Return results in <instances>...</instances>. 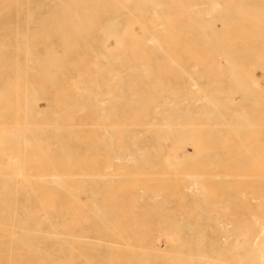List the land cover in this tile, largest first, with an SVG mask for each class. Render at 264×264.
Segmentation results:
<instances>
[{"label": "bare ground", "instance_id": "1", "mask_svg": "<svg viewBox=\"0 0 264 264\" xmlns=\"http://www.w3.org/2000/svg\"><path fill=\"white\" fill-rule=\"evenodd\" d=\"M221 1H223V0H221ZM224 1H226V0H224ZM230 1L231 0H229L228 2L230 3ZM244 1V0H243ZM227 2V1H226ZM232 2V1H231ZM239 2V1H238ZM240 2H242V1H240ZM240 2L238 3V4H236L235 6L237 7V9H233L232 8V6H231V12H233V13H231L229 10H227L226 9V6H224V4H222L219 0H0V13H9L10 11H17V12H23V13H25V15L24 16H15V17H9V15H3L1 18H2V20L3 21H6V22H11V21H13V22H19V21H21L20 19H23L24 21H26V22H31V23H36V20L38 19L36 16H34V14H39L40 12H45V13H43L44 14V17H45V15H49V17L51 18L52 17V15L50 16V14H58L59 15V13H66V12H72V13H74V15H73V17H70V16H67V17H69V18H65L66 17V15H64L65 17V19H70L68 22H70L71 21V19L72 18H74L73 20H74V23H75V21H76V19L77 18H80L79 17V15L80 14H78L77 13V16H75L76 15V13L75 12H81L82 13V15H84L83 17H85V13L83 14V11H87L86 13L87 14H89L90 15V13L91 12H89V11H92V12H95L96 13V16L97 17H99L97 14H99L98 12H104L105 14H106V16H105V18L102 20V21H100V27H98V26H96V25H94V27L96 26V27H98V33L100 34V41L98 42V44H92V43H90V42H88V41H81V42H79V44L83 47L84 46V49L81 51V52H78V54H76V56L75 57H77V58H70V59H66L64 62H63V60H61L63 63H64V65H63V63H61V61H60V59H57V57H61L62 55H64L65 54V49L67 48L66 47V45L67 44H69L68 46V48L70 49L69 51H71V45L72 46H75V45H77L76 46V48L77 47H80V46H78V44L76 43L75 45L74 44H72L73 42H75V40L73 41L72 39V43H71V45H70V43H67L66 44V42L65 41H67V38H69L70 36H66L65 34H67L66 32H69L68 31V28H67V30H65V33H63V31H60V29H63L64 27H66V26H64V27H61L60 28V26H61V23H63L62 25H64V23H65V19L63 20L64 22H61L60 20L62 19L61 17H60V15H59V18H61L59 21L61 22L60 23V25H59V22H57V23H55V22H51V21H53V19L52 18H54V17H52L51 18V21L49 22V27H48V29H50V26L52 25V24H54L55 25V27H54V25H53V27L54 28H52V32L53 31H55L56 32V30L55 29H58V28H60V29H58L61 33H63L64 35L62 36V34L60 33V32H58V30H57V32L56 33H58V35L59 36H61V38H59V36H57V39H58V41H59V39H61V41H59L60 42V45L59 46H61V48H62V50H63V48L64 47H66L64 50H63V53H62V55L61 56H59L56 52H55V49L53 48V51H52V49L51 48H49L50 46L49 45H51L52 46V43L53 42H51V41H47V45L49 46L48 47V49H50V50H47V52H42V51H38L37 49H36V47H35V42H34V40H33V42H28L29 41V38H31V36H33L32 35V33H31V30H30V33H31V35H30V33H29V38H28V35L26 34V31H24V30H27L28 28L25 26V29L24 30H21L20 28H18V27H15L14 28V32H13V38H12V41L11 42H6V41H4L5 40V38H4V36H2V34H0V112H2V110L3 109H5V108H11L12 110H13V112H10L9 114L11 115L12 114V116H11V121H9L8 119H6V118H4L3 117V113H1L0 114V117H2V118H0V219L1 220H5L6 219V217H9V221L11 220V221H13V220H16V222H21V220H25V219H30L31 221H35V223L34 224H32V225H25V223H24V221H23V223H24V226L23 225H21V224H19V223H11V225H9L10 226V229L8 230V228H7V230H6V237L7 236H9L10 238H11V240L9 239V237H8V241L10 242L11 241V244L9 245V246H6V249H7V251H4V250H0V257L2 256V254L4 255L5 253H7L6 255L8 256V259L7 260H9V261H7V262H10V258H9V255L10 254H8V253H13V251H14V249L13 248H17V247H19V246H25L26 248H27V246H28V248H30V247H38L39 248V246H45V247H48V246H50V247H54L55 246V244L57 245V247H59V248H70V251H72V250H74V251H76L75 249L77 248V247H79L80 245V242H79V238H81L80 240H84V239H92V240H87L88 241V245L89 246H91L92 248H106V249H112L113 248V246H117V247H115L116 249H129V250H131L130 248H133L134 249V246L135 247H137L138 249H142V248H145V247H148L149 245H148V243L147 242H143V241H140L141 242V244H138L137 246L135 245V244H137L136 242H135V244L133 243V244H131V242H129V238L128 239H126V240H124V236L127 238V236L128 237H130L131 238V236L133 235H135V234H131V235H129L127 232L129 231L128 229H130V228H128L127 226H128V224H126L123 220H125V218H123V220L121 221L122 223H120V222H118L119 221V218L120 217H117L115 214V217H116V219L115 218H113V222H114V220H118L117 221V223H115L114 222V225L116 224H118V223H120L119 224V226L121 227V228H119V229H115L114 228V226H113V229H112V231L108 228V227H106L105 229L106 230H108L109 229V232L111 231L113 234H111V236L113 235V238H114V235H115V233H116V236H115V239H116V237L117 236H119V234L121 233V235H122V233L124 232V234L125 235H120V237H123L122 239L125 241V242H123V241H121L120 239H119V241L118 242H116V243H112V239H111V236L109 235V237H110V239H111V241H108V243L106 242V243H104V245H102V242H99V241H103V240H101V238L102 237H104V241L103 242H105V238H107L108 236H107V234H106V232L107 231H105L104 229H103V225L104 226H107L106 224H108V223H106V224H104V221H101V222H103V223H98L99 224V226L98 225H96V226H98V227H100V229H96L94 226L92 227V230H93V232L95 231V232H99V231H102L103 230V232H101V233H104L103 234V236H98L97 234H95V235H91V236H81L80 237V235H79V233L77 232V229H81L82 228V225H80V222H82V221H86V220H91V219H93V218H97V216H95V214L98 212L99 214H101V212L102 211H104V208H103V206H102V204H100L99 202H98V204L99 205H101L102 206V211L101 212H99L100 210H95V214H94V211H92L93 210V208H92V203L91 202H93L94 201V199H95V195H94V189L95 188H98L99 189V187H100V189H103V190H106L105 189V186L106 185H109L108 187H110V185H114V183L113 184H111L112 183V181H111V176H113V174L112 173H114L113 171H110L109 170V173L111 174V176H110V174L109 175H106V174H108V173H106L107 171H105V172H103L104 173V175L105 176H110L109 177V179H110V183H108V178L107 177H105L104 175H103V173H101L100 174V176H103V177H105V180H107L106 181V184H104V182L103 181H101V183L102 184H100V185H102V186H99V187H94V185H93V183H94V179H93V176H95V174H94V172L90 175V173H88V172H86L85 171V174H80V172H79V174H78V172H77V174H75V173H73V172H71L72 171V168L71 167H73L72 165H71V163L69 162L67 165H66V161L68 162V160H66V156H67V154L66 153H64L63 154V149H64V147H65V144L68 146V142H67V140L66 139H64V140H66V142H65V144H64V142L63 141H59V140H57L58 142H63L62 143V146H64V147H62V151H61V149H60V147L58 146V144H57V147L55 146V148H58V149H60L59 150V154H58V149H57V155L56 156H54V155H52L51 153H53V148H54V142L52 143V146L53 147H49L48 145H51L50 143L47 145L46 143V141L47 140H45L43 137V139H41V138H39V136L44 132V130L46 129V128H43V121L42 122H40V124L42 125H39L38 124V122H39V120H38V122H37V120L36 119H34L35 117V115L34 114H32L31 113V111H33V109L34 108H36V106H37V101L36 100H38V99H40L39 98V96L41 95L40 94V92H38L39 90H36V89H39V88H35V87H37V86H39L40 84H39V82L40 81H42V82H48V84L51 82H53V81H49L50 79H52V78H54L56 75H55V73H54V77L51 75V73L48 71H46V70H48L50 67H52V66H50V65H52V64H47L48 62H50V60L48 59V58H52L51 57V52H52V54H54L55 56H54V58H56L57 60H59V61H57V62H60L59 63V66L62 64L63 66H65V70L64 71H62V72H59L61 75H63V74H66V73H71V80H72V82L74 83H72L73 84V86H74V89L76 88V90L77 91H75V93H74V95L76 96L75 98H74V100H75V102L77 101V103H78V101L80 102V100H84L83 101V103L85 102V103H89V104H87L88 105V107L89 108H92V110L96 113V109H97V107L99 106L98 104H95L96 106L94 107V105H92L91 107H90V105L92 104L91 103V100L93 99V98H91L90 96V86H89V84H88V82L89 81H87V78L90 76V74L92 73V71H93V69L95 68V70H102V69H106V68H109V67H107V66H110V68L108 69V70H110V75H108V76H110L111 77V79H113V83H112V86L108 89V93L109 92H111V91H113V93H115V94H117V97H116V95H113V99H117L118 100V98H120V99H122L121 101H124L125 102V108H124V106H123V108H124V115L126 116V118L127 119H129V121H135V120H133V118H135V119H138L139 118V114H138V118H137V113H136V116H134V113L135 112H137L136 110H141V112L140 111H138V112H140V118H142V117H144V118H148L145 122H144V119H138V120H136V121H138V122H141V120H142V122H141V124H140V127H139V125H138V130L137 131H133L134 132V134L131 136V135H129V137L128 138H130L131 137V139H132V141L130 142V143H128V144H130L129 146H127V147H125L124 149H125V151H126V153H124V158H126V159H129V158H127V157H132V153H137V154H146V153H149V152H151L153 149L154 150H156V152L157 151H163L164 149H163V147L161 146L163 143H162V141L164 142V140H163V138H162V136H161V134L160 135H156L155 133H154V138H156V140L154 141V140H152V138H153V135H151L152 134V130H154V129H152L153 127H157V129H159L158 130V132L159 133H162L163 132V134H165V142L167 141V140H169V138L168 139H166L167 138V134H169V132H170V130H168L167 128H169V127H172V125L174 126V132H173V129L171 130L172 132H170V134H169V136H171V139L169 140L170 141V150L172 151L174 148L173 147H175L174 146V143H176L177 142V144H178V142L180 143L181 141L179 140V139H181V138H178L179 136L181 137L182 135L184 136V134H185V136L188 134H186V132H184L185 130H187V127H185V126H188V125H185L186 123L184 122L186 119H188V118H190V117H188L187 115H189L190 114V112H184V110H181V101H180V99L181 98H178V97H175V89H176V85H174V86H172L171 88H170V86L169 85H167L166 86V82H167V79L168 80H171L173 83H182L183 82V84H184V82H185V80L184 79H182V77H180L179 78V76H176V75H173L172 73H168V74H170V75H164V73H163V75H157L156 73H154L153 71H151V72H153L154 74H151V73H148L147 71L148 70H146V69H148L149 67L151 68L152 67V63L151 62H154V64L155 63H157V62H155L157 59H164V60H167V58H169V62H170V59H171V61L172 60H174L176 63H177V61L175 60V59H173V57H178V58H184V57H191V56H200L199 58H202V56H209V57H213V56H218L219 55V53H220V48L221 47H219V45L220 44H218L217 43V41H215V40H213V39H215L216 38V35H218V34H221V33H223L221 30H224V28L223 29H220V26H216V22L218 21V20H220L219 22H225V21H230V20H232L233 18H231V17H229V16H227V13L224 11V8L227 10V12L230 14V15H232V14H235V12L234 11H237V12H239L238 10H240L241 9V6H242V8L245 10V13L243 12V9H241L240 10V13H244V14H248L249 12H251V13H253V12H255V11H252L253 9H252V7H254V4H251L252 5V7H251V5L250 4H245V3H241L240 4ZM232 4H233V2H232ZM222 5V6H221ZM240 5V6H239ZM243 5H246L245 7H243ZM249 5H250V7H249ZM221 6V7H220ZM224 6V8L222 9V7ZM249 7V9H247L248 7ZM258 6V5H257ZM229 7V6H228ZM240 7V8H239ZM255 7H256V5H255ZM254 7V9H257V8H259V7H257V8H255ZM219 8H221L225 13H226V16L227 17H229L230 18V20L227 18V19H225V17H224V21H222V19H219L220 18V16L222 15V14H224V13H222V10H220ZM230 8V7H229ZM239 8V9H238ZM22 10H24V11H22ZM233 10V11H232ZM247 10V11H246ZM249 10V11H248ZM259 10V11H258ZM260 10H261V7L259 8V9H257L256 10V12L255 13H253L252 15H255L256 13H260ZM264 10V9H263ZM221 11V12H220ZM16 12V13H17ZM237 12H236V16H238L237 15ZM248 12V13H247ZM261 12H262V10H261ZM47 13H50V14H47ZM239 14V13H238ZM262 14V13H261ZM264 14V13H263ZM54 15V16H55ZM68 15V14H67ZM82 15H80V16H82ZM92 15V14H91ZM103 15V14H102ZM225 15V14H224ZM223 15V16H224ZM240 15V14H239ZM249 15V14H248ZM259 14H257V16H258ZM43 15H42V13H41V17H42ZM61 16H63V15H61ZM75 16V17H74ZM256 16V15H255ZM96 17V18H97ZM234 17V16H233ZM249 18H251L252 16H248ZM247 17V19L245 18V15H244V21L246 20V22H248L247 20H251V19H249ZM259 17V16H258ZM13 18H15V19H13ZM57 19H55L56 21L58 20V17H56ZM85 18H87V17H85ZM89 19H92V20H95L96 18L95 17H93V16H90V17H88ZM86 19L87 20V22H89L90 20L89 19ZM253 18V17H252ZM98 19V18H97ZM234 19H235V21L238 19V18H235L234 17ZM233 19V20H234ZM255 19V18H254ZM259 19H262L261 21L263 22L264 21V17L263 18H261V16L259 17ZM258 18H256V20L258 21L259 20ZM46 20H48V19H46ZM73 20L70 22L71 24H73ZM91 20V21H92ZM100 20V19H99ZM240 20H243V18L241 19L240 18ZM67 21V20H66ZM239 21V20H238ZM255 21V20H254ZM253 21V22H254ZM77 22L79 23V22H81L80 21V19L79 20H77ZM86 22V23H87ZM93 22V21H92ZM92 22H89V23H92ZM237 22V21H236ZM89 23H87L88 24V26H87V24H85V26H86V30H88L87 28H89ZM94 23V22H93ZM232 23V22H231ZM255 23V22H254ZM260 23V21L258 22V24ZM57 24V25H56ZM66 24V23H65ZM67 24H69V23H67ZM66 24V25H67ZM257 24V23H256ZM261 24V23H260ZM25 25V24H24ZM37 25V24H36ZM35 25V26H36ZM42 25V24H41ZM45 25V24H44ZM226 25V24H225ZM230 25V24H229ZM228 25V26H229ZM232 25V24H231ZM243 25V24H242ZM250 25H251V23H250ZM254 25V24H253ZM262 25V24H261ZM35 26H33V27H35ZM43 26V25H42ZM56 26H59V27H57L56 28ZM68 26H70L71 27V29L69 28V30H70V32H71V30H72V26L71 25H68ZM235 26V25H234ZM258 26V25H257ZM3 27V26H2ZM37 27H39V26H37ZM37 27L36 28H32V30L33 29H37ZM44 27V26H43ZM46 28H47V26H45ZM44 27V28H45ZM74 27H76L75 25L73 26V28ZM79 28L81 27V26H78ZM78 27H76V28H78ZM93 27V28H94ZM226 27V26H225ZM238 28H239V26H237ZM253 27V26H252ZM262 27H263V25H262ZM261 27V28H262ZM27 28V29H26ZM75 28V29H76ZM77 29V31H75L74 29V31L77 33V35L78 34H80L81 33V29ZM100 28V29H99ZM217 28L219 29V30H217ZM228 28V27H227ZM240 28H241V26H240ZM240 28H239V30H240ZM250 28V27H249ZM260 28V27H259ZM66 29V28H65ZM90 29V28H89ZM230 29V28H229ZM228 29V30H229ZM244 29H246V27L244 28ZM248 29V28H247ZM252 29V28H251ZM92 30H95V29H92ZM236 30H237V28H236ZM78 31H80V32H78ZM219 32V33H217L216 34V32ZM220 31H221V33H220ZM230 31H233L232 29L230 30ZM247 31V30H246ZM37 32V31H36ZM35 32V33H36ZM40 32H42V31H40ZM48 32V31H47ZM84 32V31H83ZM82 32V33H83ZM88 32L90 33V30H88ZM88 32H86L87 34H88ZM92 32V31H91ZM234 32H235V30H234ZM233 32V33H234ZM238 32V31H237ZM245 32V31H244ZM249 32H250V29H249ZM60 33V34H59ZM74 34V35H76L73 31L71 32V34ZM8 34H10V36H11V33H8ZM33 34H34V32H33ZM39 34V33H38ZM70 34V33H69ZM228 35L230 34V33H227ZM242 34V33H241ZM35 35L36 34H34V38H35ZM43 35H45L46 37H48V38H50L49 36H51V34L50 35H47V33L45 32ZM68 35V34H67ZM91 35V34H90ZM232 35V34H231ZM249 35V34H248ZM258 35V34H257ZM64 36H66V38L64 37ZM79 36V35H78ZM77 36V37H78ZM80 36H82V34H80ZM88 36V35H87ZM86 35H85V37H83V39H88V37H87ZM93 36V35H92ZM214 37V38H212V37ZM222 36H223V34H222ZM237 36V35H236ZM254 36V35H253ZM38 37H41L40 36V34H39V36H37V38ZM52 37V36H51ZM229 37V36H228ZM264 37V36H263ZM53 38V37H52ZM71 38V37H70ZM69 38V39H70ZM93 38H94V36H93ZM233 38V37H232ZM235 38V37H234ZM33 39V38H32ZM31 39V40H32ZM36 39V38H35ZM39 39V38H38ZM46 40H48L47 38H45ZM64 39H66L65 41H64ZM68 39V40H69ZM90 39V38H89ZM92 39V38H91ZM218 39V38H217ZM228 39V38H227ZM37 40V39H36ZM42 40V39H41ZM40 40V42L41 43H43L42 41ZM71 40H69V42H71ZM82 40V39H81ZM93 40H95V38L93 39ZM93 40H91V41H93ZM219 40V39H218ZM53 41V40H52ZM55 41H57V40H55ZM221 41V40H220ZM223 41V40H222ZM40 42H38V43H40ZM63 42H65V43H63ZM68 42V41H67ZM95 42V41H94ZM37 43V42H36ZM38 44V45H43V44ZM55 43V42H54ZM223 43V42H222ZM225 43V42H224ZM242 43V42H241ZM260 45H261V42H260ZM45 46V44L43 45V47ZM57 46V45H56ZM56 46H54V47H56ZM63 46V47H62ZM262 46V45H261ZM41 47V46H40ZM43 47H42V50H43ZM263 47V46H262ZM72 48H74V47H72ZM45 49H46V47H45ZM246 49V48H245ZM73 50V49H72ZM80 50H81V48H80ZM45 51V50H44ZM48 51L50 52V54L48 53ZM48 53V54H47ZM66 53H68L67 51H66ZM221 53H222V51H221ZM46 55V56H45ZM47 55H49L48 56V58H47ZM58 55V56H57ZM68 55V54H67ZM45 56V57H44ZM64 57V56H63ZM44 58H45V60H47L48 59V62L47 61H44ZM47 58V59H46ZM51 59V61H54L55 62V59ZM127 58H130L132 61H136V62H134V63H131V64H126L125 62H123V60H127ZM208 58V57H207ZM104 59H107V60H111V61H119L118 63H114V64H112V63H108V64H106V63H104ZM130 59L129 60H127L128 62L130 61ZM196 59V58H195ZM195 59H193L192 58V60H195ZM203 59V58H202ZM197 60V59H196ZM199 60V59H198ZM206 60V59H205ZM204 60V61H205ZM200 61V60H199ZM207 61V60H206ZM205 61V62H206ZM228 61V60H227ZM54 62H50V63H53L54 64ZM165 62V61H164ZM191 62V61H190ZM196 62V61H195ZM209 62V61H208ZM44 63V64H43ZM130 63V62H129ZM166 63V62H165ZM165 63L164 64H162L161 63V65H162V67L165 65ZM174 62H171V64L170 65H172V66H175L176 64L174 63ZM30 64L32 65V66H34V73H32V74H34L35 75V73H37V74H39V77L44 73V75L45 76H41V78H38V77H35V76H38V75H32V76H30V77H32V79L35 77V80H36V78H37V80L38 79H40V81L38 80V83L36 84V82H35V84L37 85V86H32V82H31V84L29 83V84H27V82L26 83H24L23 84V82H24V79H26V78H24L23 79V81H22V84L20 83V81L22 80V78L26 75V73H28V68L30 67ZM44 65L43 67H42V69H41V66L40 65ZM47 64V65H46ZM58 64V63H57ZM159 64V63H158ZM185 64V63H184ZM206 64V63H205ZM37 67H36V66ZM62 65H61V67H62ZM157 65V64H156ZM155 65V66H156ZM161 65H160V67H161ZM167 66H168V64H166ZM194 65V64H193ZM46 66L48 67L47 69H46ZM103 66H105L106 68H104ZM189 66V65H188ZM195 66V65H194ZM25 67H27V70H26V68ZM35 67L37 68V70H38V68H39V70L37 71V72H35ZM44 67H45V69H44ZM61 67H56L55 66V69L57 70V72L56 71H54V72H56V74L58 73V68H59V71H60V69H61ZM92 67H94L93 69H92ZM157 67V66H156ZM165 67V66H164ZM164 67H163V69H164ZM179 67V68H178ZM176 66V67H174V69L176 68V70H180V69H182L183 67H181V65L180 66ZM169 68V67H168ZM170 68H173V67H171L170 66ZM191 68V67H190ZM231 68V67H230ZM30 69V68H29ZM162 69V68H161ZM173 69V70H174ZM201 69V68H200ZM233 69V68H232ZM239 69V68H238ZM248 69V68H247ZM49 70H51V72H52V69L50 68ZM62 70V69H61ZM95 70H94V75H95ZM127 70V71H126ZM141 70H144L143 71V73H141V72H138V71H141ZM153 70V69H152ZM158 69H156V71H157ZM27 71V72H26ZM33 71V69H31V72ZM40 71V72H39ZM44 71V72H43ZM155 71V70H154ZM161 71V70H160ZM160 71H159V73H160ZM165 71H166V68H165ZM167 71H168V69H167ZM166 71V72H167ZM170 71H172V70H170ZM169 71V72H170ZM209 72L210 71H212V70H208ZM25 72V73H24ZM48 73V76L45 74V73ZM107 72V71H106ZM158 72V71H157ZM181 72H183V75L184 74H187L188 72L187 71H184V68L181 70ZM213 72V71H212ZM211 72V73H212ZM158 73V74H159ZM190 73V72H189ZM189 73H188V75H187V77L189 76V77H191V78H193V79H191V78H189L190 80H187V82H186V84L188 83V84H191V85H196L197 87L196 88H193V96H192V99L195 101L194 103H198V100H200V108H198L197 106V108H196V110H201V111H203V112H206L205 114H208V116L207 115H205V117H207V119H209V121H210V123L211 124H213V126H214V124L215 123H217V124H215V126H217L218 125V118H219V112L221 111L220 109L223 107V105H224V107L225 108H223V110H225L226 109V105H229V103H227V101L225 100L224 101V103H222V102H219V103H222V106L221 107H219L221 104H219L218 103V101H217V97L216 96H214V94L216 93V88L217 87H214V89L213 88H207V89H205V88H203V89H199L200 87H203V85H199V79H202L203 78V76L202 75H200V74H197V75H193V74H190L189 75ZM207 74H208V72H206ZM216 73V72H215ZM41 74V75H40ZM49 74H50V76H49ZM53 74V73H52ZM105 74H107V73H105ZM5 75V76H4ZM6 75H7V77H6ZM27 75H29V74H27ZM98 75V74H97ZM101 74H99V76H100ZM172 75V76H171ZM182 75V76H183ZM242 75V74H241ZM21 76H23V77H21ZM34 76V77H33ZM96 76V75H95ZM95 76H93V78L95 79ZM209 76H211V75H209ZM219 76H221V75H219ZM27 77V76H26ZM29 77V78H30ZM42 77H44L43 79H46L47 77H48V80L46 81V80H43L42 79ZM51 77V78H50ZM101 77V76H100ZM172 77V79H170ZM206 77H208V76H206ZM250 77V76H249ZM56 79L58 78V77H55ZM221 78V77H220ZM31 79V78H30ZM62 80H64V79H62ZM66 80V79H65ZM33 81H34V79H33ZM78 81H80L81 83H82V85L81 86H79V84H77V82ZM96 81V80H95ZM107 81V80H106ZM171 81H169V82H171ZM28 82H30L29 80H28ZM44 82V83H45ZM215 82V81H214ZM41 83V82H40ZM50 83V84H51ZM53 83H57V81L55 82H53ZM52 83V84H53ZM93 83H95V82H93ZM216 83V82H215ZM39 84V85H38ZM49 84V85H50ZM111 84V83H110ZM170 84V83H169ZM185 84V85H186ZM187 84V85H188ZM206 84V83H205ZM204 84V85H205ZM41 85H42V88H45L44 86V84L43 83H41ZM40 85V86H41ZM44 85V86H43ZM53 85H55V84H53ZM53 85L51 86L50 85V87L51 88H53ZM64 85V84H63ZM65 85L66 86H64V88L62 89L61 88V86H60V93H59V91H57L56 89H55V86H54V90H53V93H55V92H58V93H56V94H52L51 93V95L55 98V99H57L58 98V100L59 101H61V100H63L64 98H62V96L64 97V96H66L67 94H65V93H63V92H65L68 88L70 89V87H69V85H67V83H65ZM91 85H93V84H91ZM97 85V84H96ZM95 85V86H96ZM179 85V84H178ZM219 85V84H218ZM258 86V85H257ZM256 86V87H257ZM72 87V86H71ZM97 87V88H96ZM96 87H94V88H96V89H98V88H100L98 85L96 86ZM106 87H107V85H106ZM191 86L189 85V88H190ZM66 88V89H65ZM49 89V88H48ZM95 89V90H96ZM187 89V88H186ZM205 89V90H204ZM42 90V89H41ZM56 90V91H55ZM107 90V89H106ZM177 90V89H176ZM196 90V91H195ZM198 90V91H197ZM204 91V92H202V91ZM211 90H213V92H215V93H213L212 95H213V97H212V95L210 94L211 92L210 91ZM215 90V91H214ZM230 90V89H229ZM228 90V93L230 92ZM49 90H47V92H48ZM185 91V90H184ZM188 91V90H187ZM191 91V90H190ZM189 91V92H190ZM195 91V92H194ZM208 91V92H207ZM92 93H93V91H91ZM197 92V93H196ZM205 92H207V94H209L208 96H209V98H208V96H207V94H205ZM43 93H45V91L43 92ZM42 93V94H43ZM49 93V92H48ZM65 94V95H62V94ZM167 93H170V94H172V93H174V97H172V96H170V97H165L164 95L165 94H167ZM58 94L59 95H61V96H58ZM96 94V93H95ZM231 94H232V92H231ZM45 95V94H44ZM43 95V96H44ZM55 95H56V97H55ZM101 95V97H103V95H106V93L105 94H103L102 95V93H100L99 91H98V96H100ZM112 95V94H111ZM210 95H211V97H210ZM218 95V94H217ZM230 95V94H229ZM235 95V94H234ZM52 96H51V99H52ZM109 97H111L110 96V94L108 95ZM168 96V95H167ZM177 96V95H176ZM189 96V95H188ZM67 97V100H70V99H68V95L66 96ZM93 97L94 98H96L94 95H93ZM187 97V96H186ZM185 97V98H186ZM254 97V96H253ZM38 98V99H37ZM42 98H44V97H42ZM106 98H107V96H106ZM183 98V97H182ZM213 98V99H212ZM225 98V97H224ZM226 98H227V96H226ZM49 99V98H48ZM47 98L45 99L44 98V101L46 100V102H48L49 100H51V99H49L48 100ZM71 99H73V97L71 98ZM112 99V98H111ZM247 99V98H246ZM53 100V99H52ZM93 100H95V99H93ZM103 99H98V102L99 103H101L102 104V102L103 101H106L105 99L102 101ZM116 100V101H117ZM186 100V99H185ZM203 100V101H202ZM219 100V99H218ZM222 100V99H221ZM239 100V99H238ZM243 100V99H242ZM241 100V101H242ZM251 100V99H250ZM39 101V100H38ZM65 101V100H64ZM108 101H109V99H108ZM107 101V102H108ZM116 101H115V103H114V106L116 105ZM149 101H150V105L151 106H147V104L149 103ZM220 101V100H219ZM63 102V101H62ZM74 102V103H75ZM82 102V101H81ZM96 103H97V101H95ZM94 102V103H95ZM152 102V103H151ZM91 103V104H90ZM93 103V104H94ZM109 103V102H108ZM117 103H118V101H117ZM120 103V102H119ZM118 103V104H119ZM193 103V102H192ZM216 103V104H215ZM227 103V104H226ZM60 104H62V103H60ZM70 104H72V106L70 105ZM69 105L71 106V108H74L73 107V103H70ZM100 104V105H101ZM189 104V103H188ZM231 104V103H230ZM48 106H49V104H47ZM55 105H57V104H55ZM63 105H64V103H63ZM62 105V106H63ZM66 105V104H65ZM68 105V106H69ZM84 105V104H83ZM87 105H85L84 107L80 104V106H81V108L83 107V108H87L86 106ZM98 105V106H97ZM111 105H113L112 103H111ZM149 105V104H148ZM187 105V104H186ZM232 105V104H231ZM53 107H54V105H52ZM58 106H59V102H58ZM74 106H76V103L74 104ZM114 106H112V108L114 107ZM188 106V105H187ZM245 106V105H244ZM250 106V105H249ZM29 107H33V109L31 110V108H29ZM77 107V106H76ZM78 107H79V104H78ZM100 107V106H99ZM103 107V106H102ZM117 106H115V108H116ZM218 107V108H217ZM21 108V109H20ZM22 108H24V110L25 111H23V109ZM27 108H29V110H30V113L28 112L27 113ZM39 108V107H38ZM49 108H50V106L48 107V111H49ZM66 108V107H65ZM68 108V107H67ZM70 108V109H71ZM112 108H110L111 110H113L114 112H112V113H114L115 114V110H114V108L112 109ZM215 108V109H214ZM245 108V107H244ZM249 108V107H248ZM20 109V110H19ZM39 109H41V108H39ZM42 109H43V106H42ZM69 109V110H70ZM75 109V108H74ZM77 109H79L80 111H81V109L80 108H77ZM77 109H75V112H77ZM95 109V110H94ZM228 109V108H227ZM230 109V108H229ZM20 112H19V111ZM46 110V109H45ZM44 110V111H45ZM64 110V109H63ZM68 110V111H69ZM102 111H103V108L101 109ZM100 109H99V111H101ZM107 110H109V108H106L105 109V111H103V112H106V113H108L107 112ZM117 110V109H116ZM143 110H144V112H143ZM195 110V111H196ZM216 111L217 112V121L215 122V120L216 119H214L212 122H211V120L214 118L213 117V113H211L212 111ZM244 110V109H243ZM247 110V109H246ZM7 111H9V110H7V109H5V112L6 113H8ZM22 111L23 112H25L24 114L26 115L27 114V116H22L21 115V113H22ZM36 111H37V113H38V110L36 109ZM82 111H84V109L82 110ZM81 111V112H82ZM86 111V110H85ZM84 111V112H85ZM98 111V112H99ZM101 111V112H102ZM146 111H148L147 113H146ZM179 111V112H178ZM181 111L182 112H184V113H182V115L181 114H177V113H181ZM186 111V110H185ZM225 111H227V110H225ZM17 112H18V114H19V116L21 115L22 116V121H20L21 119H19V118H21V117H19L18 115L17 116H15L16 114H17ZM43 112V111H42ZM50 112V111H49ZM48 112V113H49ZM52 112V111H51ZM65 112H67L66 111V109L64 110V115H65ZM69 112H73V113H75L74 111H73V109L72 110H70ZM79 112V111H78ZM87 112V111H86ZM91 112V111H90ZM103 112H102V114H103ZM121 112V111H120ZM132 112V113H131ZM173 112H175V114L173 113ZM208 112V113H207ZM211 114H210V113ZM36 112H35V114H37ZM39 113H41L40 111H39ZM47 113V112H46ZM55 113V112H54ZM53 112H52V115L54 114ZM68 113V112H67ZM106 113H104L105 114V116H106ZM111 113V114H112ZM122 113V112H121ZM186 113V115L184 116L183 114H185ZM198 111L196 112V115L198 116ZM221 113H222V111L220 112V116H221ZM233 113H235V112H233ZM237 113H238V111H237ZM246 113V112H245ZM23 114V113H22ZM23 114V115H24ZM28 114H30V116L32 115H34L33 117V122H37V124L39 125L38 127H33L32 126V124H31V128H34V131H32V129L30 130V125H29V123L28 122H30V121H28L27 119V117L29 116ZM44 114V113H43ZM68 114H70V113H68ZM68 114H66L65 116H67ZM76 114V113H75ZM102 114H99L100 116L99 117H101L103 120H104V117L103 116H101ZM112 114V116H114V117H116L117 118V116H115V115H117V114ZM131 114H133V116L131 115ZM174 114V115H173ZM177 114V115H176ZM4 115H6V114H4ZM9 115V116H10ZM42 115V114H41ZM40 115V116H41ZM55 115V114H54ZM85 115V114H84ZM176 115V116H175ZM181 115V116H180ZM191 115V114H190ZM189 115V116H190ZM194 115H195V112H194ZM195 115V116H196ZM202 115V114H201ZM209 115H210V117H209ZM223 115H224V113H223ZM235 115V114H234ZM238 115H241V117L242 116H244L245 114L243 113V114H239L238 113ZM237 115V116H238ZM59 116H62V114H58L57 113V117H59ZM71 116H74V115H71ZM131 116H132V118H131ZM142 116V117H141ZM172 116L174 117V121H176V122H174V124L172 123ZM182 116H183V118H184V120H182V122H184V124H182V123H180L179 121H178V119H180V117L182 118ZM187 116V117H186ZM192 116V115H191ZM236 116V115H235ZM246 116V115H245ZM6 117V116H5ZM13 117V118H12ZM17 118V117H19L18 119H17V121H15L16 119L15 118ZM37 117V116H36ZM42 117H43V115H42ZM67 117H69V116H67ZM98 116H96L95 118H97ZM120 117V116H119ZM119 117L117 118V120L119 119ZM124 117V116H123ZM186 117V118H185ZM192 117H194V116H192ZM222 117H224V116H222ZM240 116H238V118H239ZM10 118V117H9ZM25 118V119H24ZM27 118V119H26ZM38 118H40L39 117V115H38ZM45 118H46V120H45ZM44 118V121L46 122L47 121V125L49 124V120L47 119V117H45ZM62 118V117H61ZM69 118H71V117H69ZM100 118V120H99V118H97L96 120H98V121H96L95 119H94V123H95V121L97 122V123H100L99 121H101L102 119ZM106 118H107V116H106ZM196 118V117H195ZM201 118H203V117H201ZM211 118V119H210ZM221 118V117H220ZM225 118V117H224ZM231 118V117H230ZM244 118V120L246 119L245 117H243ZM242 118V119H243ZM249 118V117H248ZM247 118V119H248ZM256 118V117H255ZM13 119H15V120H13ZM58 119V118H57ZM59 119H60V117H59ZM72 119H73V117H72ZM130 119H132V120H130ZM193 119V118H192ZM198 119H199V117H198ZM246 119V120H247ZM13 120V121H12ZM19 120V121H18ZM42 120H43V118H42ZM65 120V119H64ZM74 120V119H73ZM114 120H116V119H114ZM122 120H125L124 118H122V116H121V119H120V121H122ZM195 120V119H194ZM223 120H225V119H223ZM243 120V121H244ZM246 120H245V122H244V127L246 128V127H248V130L249 129H251L252 127H253V123H252V126L251 125H249V124H251V121H249V120H247L248 122V124L246 123ZM253 120V119H252ZM53 121H55V122H57L56 120H55V118H54V120ZM53 121H51V122H53ZM61 120H59V122H60ZM71 121V120H70ZM69 121V122H70ZM89 121H91V120H89ZM120 121H118V122H116V123H114V128L112 129V131H117V130H119V128L118 127H115L116 125H117V123H119L120 124ZM126 121V120H125ZM135 121V122H136ZM242 121V120H241ZM242 121V122H243ZM256 121H257V119H256ZM260 121V120H259ZM262 121V120H261ZM50 122V124H52ZM62 122V121H61ZM102 122V121H101ZM134 122V123H135ZM230 122V121H229ZM236 122V121H235ZM258 122V121H257ZM256 122V123H257ZM121 123H123V124H125V122L123 121V122H121ZM29 126H28V125ZM36 124V125H37ZM56 124V123H55ZM58 124V123H57ZM130 124H132V123H130ZM189 124V123H188ZM201 124V122H199V125ZM204 124V123H203ZM234 124V123H233ZM236 124V123H235ZM234 124V125H235ZM239 125H240V123H238ZM262 124H264V122L262 123ZM60 125H62L63 127L64 126H68L67 124H59V126ZM80 125V124H79ZM84 125V124H83ZM89 125H90V127H91V130L92 129H94V128H92V126L94 125L93 123H92V125L90 124V122H89ZM96 125H98L99 126V124H96ZM95 125V126H96ZM110 125H112V124H110ZM129 125V124H128ZM185 125V126H184ZM198 125V126H199ZM251 126V128L249 127V126ZM258 125V124H257ZM256 124H255V126H257ZM261 125V124H260ZM40 126L43 128V129H41L40 128ZM50 126V125H49ZM58 126V127H59ZM70 126H73L74 128H75V126H77V125H75L74 126V123H73V125H70ZM81 126V125H80ZM86 126V125H85ZM97 126V127H98ZM103 126V125H102ZM104 126H106V125H104ZM117 126H119V125H117ZM122 126H126V127H124V130L123 129H121V128H123ZM120 125V129L121 130H119V133H121V132H123V131H125V129L127 128L128 129V127H130V126H127V125ZM136 126V125H135ZM195 126V125H194ZM204 126H205V124H204ZM206 126H207V124H206ZM205 126V127H206ZM209 126V125H208ZM236 126L238 127V128H240L241 130H243V128L244 127H242V124L240 125V127L236 124ZM52 127H55L54 129L58 132V131H60L59 129L60 128H58L57 127V125H54V124H52ZM57 127V128H56ZM78 127V126H77ZM100 127V126H99ZM107 127H108V125H107ZM192 127V126H191ZM237 127H235V130H234V128H233V130H234V132H236V130L238 131V133H240V136L241 135H244L242 132H240L241 130L240 129H238ZM258 127V126H257ZM256 127V128H257ZM37 128H40L39 130L37 129ZM67 128L68 127H66V129H63L64 131H66L67 130ZM89 128V127H88ZM104 128H106V127H104ZM136 128L137 127H135V130H136ZM184 128V129H183ZM190 128V127H189ZM189 128H188V130L187 131H189ZM215 128V127H214ZM237 128V129H236ZM254 128V127H253ZM76 129V128H75ZM78 129V128H77ZM82 129V128H81ZM80 129V130H81ZM99 129V128H98ZM117 129V130H116ZM167 129V130H166ZM191 129V128H190ZM216 129H217V127H216ZM215 129V130H216ZM54 130V133L56 132ZM62 130V129H61ZM69 130H70V127H69ZM90 130V129H89ZM91 130H90V132L89 133H95L96 134V132L95 131H93L92 130V132H91ZM156 130V129H155ZM154 130V131H155ZM165 130L166 131H169V132H165ZM195 130H198V128L197 129H195ZM209 131H210V127H209V129H208ZM213 130V129H212ZM232 130V129H231ZM232 130V131H233ZM63 131V132H64ZM70 131H72L71 132V135H72V133L74 132L73 131V129L72 130H70ZM70 131L69 132H67V134L68 133H70ZM106 131V130H105ZM109 131H110V129H109ZM114 131V132H115ZM121 131V132H120ZM153 131V132H154ZM200 131V130H199ZM205 131H207V130H205ZM243 131H245V130H243ZM264 131V130H263ZM38 133L37 135H35L34 133ZM56 132V133H57ZM61 132V131H60ZM60 132H58V134H56L55 133V135L57 136V135H59V133ZM80 132V131H79ZM107 132V131H106ZM192 132V131H191ZM212 132V131H211ZM248 133H249V131H247ZM39 133H41V134H39ZM85 133H87V132H85ZM89 133H87L85 136H90V134ZM113 133V132H112ZM117 133V135H118V137L117 138H119V133H118V131L116 132ZM131 133V132H130ZM200 133V132H199ZM204 133V132H203ZM228 133V132H227ZM226 133V134H227ZM254 133L255 132H253L252 133V136H251V139H252V137H253V135H254ZM33 134V135H32ZM172 134H174V138H172ZM189 134H190V132H189ZM206 134V133H205ZM43 135V134H42ZM113 135V134H112ZM121 135V134H120ZM137 135H139L140 137L139 138H136V136ZM199 135V134H198ZM211 135V134H210ZM221 135V134H220ZM223 135V134H222ZM225 135V134H224ZM249 135H250V133H249ZM258 135V134H257ZM56 136H54L53 138L56 140ZM87 136V137H88ZM104 136V135H103ZM109 136H110V134H109ZM155 136H157V137H155ZM182 136V137H183ZM189 136V135H188ZM209 136V135H208ZM213 136V135H212ZM235 136H237V135H235ZM75 137H77V135L75 136ZM92 137H95L94 135L92 136ZM92 137H90V139L92 138ZM218 137V136H217ZM220 137V136H219ZM238 137V139L240 138L239 136H237ZM236 137V138H237ZM242 137V136H241ZM13 139V140H15V142H17V143H15V145L12 147V146H8L10 143L9 142H7L8 140L7 139ZM52 138V139H53ZM89 138V137H88ZM96 138V137H95ZM100 139L101 138H103V137H99ZM135 138V139H134ZM194 138V137H193ZM210 138V137H209ZM224 138V137H223ZM242 138H244V136L242 137ZM241 138V139H242ZM36 139H37V141H36ZM41 139V140H40ZM90 139H89V141H90ZM100 139H97L98 141L100 140ZM131 139H129L128 141H130ZM218 139V138H217ZM216 139V140H217ZM225 139H227L228 140V138H225ZM251 139H249V141H250V144H248V146L250 147V145L251 144H253V141L251 142ZM254 139V138H253ZM252 139V140H253ZM7 140V141H6ZM45 141V142H43V141ZM61 140V139H60ZM78 140H79V138H78ZM97 140H95V141H97ZM176 140H178V141H176ZM188 140V139H187ZM226 140V141H227ZM238 143H240L239 142V140H237V139H235ZM244 139H242V141H243ZM258 140H260L259 138H258ZM11 141V140H10ZM42 141V146H39L40 145V142ZM81 141V140H80ZM93 141V140H92ZM91 141V143H94V142H92ZM115 141V140H114ZM119 141V140H118ZM218 141V140H217ZM234 141V140H233ZM241 141V142H242ZM245 141H247V139L245 140ZM39 142V145H37V143ZM117 142V141H116ZM197 142V141H196ZM219 142L221 143V141L219 140ZM236 142V143H237ZM256 142V141H255ZM255 142H254V144H255ZM5 143H9L8 145H6ZM46 144L47 146H44V144ZM107 143V142H106ZM230 143V142H229ZM243 143V142H242ZM242 143H240V145L242 144ZM247 143V142H246ZM16 144H17V146H16ZM101 144V143H100ZM110 144V143H109ZM153 144V145H152ZM260 144V143H259ZM6 145V146H5ZM59 145H61V144H59ZM116 145H117V143H116ZM176 145V144H175ZM220 145V144H219ZM223 145V144H222ZM246 145V144H245ZM244 144H242V146H243V149H248L249 147H246ZM257 145H258V142H257ZM110 146H111V144H110ZM126 146V145H125ZM131 146V147H130ZM165 146V145H164ZM178 146H179V144H178ZM177 146V147H178ZM185 146V145H184ZM225 146V145H224ZM255 146L256 145H254V149H256L255 148ZM259 146H262L261 144L260 145H258V149H259ZM264 146V145H263ZM118 147V146H117ZM152 147H155V148H152ZM182 147V146H181ZM240 147V146H239ZM66 148V147H65ZM68 148H70V146H68ZM73 148H75V146L74 147H72V149L71 150H73ZM79 147L77 146V149H78ZM114 148H115V142H114ZM179 148V147H178ZM227 148H229V147H227ZM237 148V147H236ZM251 148V147H250ZM67 149V148H66ZM65 149V150H66ZM76 149V148H75ZM77 149L75 150V151H77ZM99 149V148H98ZM121 149V148H120ZM166 149V148H165ZM175 149H177V148H175ZM185 149V148H184ZM225 149V148H224ZM237 149H239V148H237ZM236 149V150H237ZM64 150V151H65ZM85 150V149H84ZM167 150V149H166ZM183 150V149H182ZM205 150V149H204ZM226 150V149H225ZM227 150H229V149H227ZM232 150V149H231ZM249 151L251 150V149H248ZM260 150V152H261V150H262V153H264L263 152V148H261V149H259ZM30 151V152H29ZM31 151H32V153H31ZM34 151L36 152L35 154H34ZM51 151V152H50ZM61 151V152H60ZM87 151V150H86ZM100 151H101V149H100ZM244 152H243V154L244 153H246L245 151H247V150H243ZM256 151H258V150H251V152L252 153H256ZM28 152V153H27ZM65 152H67V151H65ZM72 152H74V151H70L69 153H72ZM118 152V151H117ZM181 152H183V151H181ZM225 152V151H224ZM184 153H185V150H184ZM190 153V152H189ZM198 153V152H197ZM203 153V152H202ZM240 153H242V152H240ZM248 153V152H247ZM62 154V155H61ZM73 154V156L75 155V157L78 155L77 153H72ZM72 154H70L71 156H72ZM82 154V153H81ZM81 154H79L78 156L80 157V155ZM85 154V153H84ZM157 154H159V153H157ZM156 154V155H157ZM204 154H205V152H204ZM61 155V156H60ZM83 155V154H82ZM107 154H105V156H106ZM140 155V156H141ZM160 155V154H159ZM206 155V154H205ZM237 155H239V153L237 154ZM248 156H246V158H245V163L243 162V163H241L243 166H248L247 164L249 163V161L251 160L252 161V158L254 159V157L251 155V153H248L247 154ZM257 155H258V153H257ZM71 156H69V158L71 157ZM89 156V155H88ZM121 156V155H120ZM123 156V155H122ZM182 156V155H181ZM181 156H180V158H181ZM183 156H185V155H183ZM198 156V155H197ZM208 156V155H207ZM225 156V155H224ZM240 156V155H239ZM249 156H252V158L251 157H249ZM260 156H261V154H260ZM83 157L85 158V156L83 155ZM83 157H80V158H77V161H80V160H83V162H85V161H90L91 159H92V157L93 156H91V159H90V157H88V158H85V159H83ZM166 157V156H165ZM190 157H192V156H190ZM196 157V156H195ZM201 156H199V158H200ZM230 157V156H229ZM234 157H235V155H234ZM255 157H257V156H255ZM74 158V157H73ZM72 157L70 158V160L69 161H76V159L74 158L73 159ZM95 158V157H94ZM93 158V162L94 163H96L97 162V160H96V158L94 159ZM107 158H109L108 157V155H107ZM164 158V157H163ZM174 158H176V157H174ZM173 158V160H172V162L175 164V159ZM185 158V157H184ZM251 158V159H250ZM263 158V157H262ZM106 159V158H105ZM135 159V158H134ZM169 159V158H168ZM171 159V158H170ZM187 159V158H186ZM247 159H248V162H247ZM250 159V160H249ZM85 160V161H84ZM96 160V161H95ZM103 160V159H102ZM102 160H101V162H102ZM139 160V159H138ZM165 160V159H164ZM163 160V161H164ZM177 160H179V159H177ZM191 160V159H190ZM198 160V159H197ZM255 161H257L256 159H254ZM260 160V159H259ZM145 160H143V163H145L144 162ZM168 161V160H167ZM193 161V160H192ZM203 161H204V158H203ZM226 161V160H225ZM91 162V161H90ZM100 162V160H99V163H101ZM107 162H108V160H107ZM111 162V161H110ZM169 162H170V160L167 162L168 163V167H169ZM183 162V160L181 161V163ZM254 161H252V162H250V164L251 163H253ZM262 162V161H261ZM75 163H77V162H75ZM81 163V162H80ZM88 163V162H87ZM102 163H104V162H102ZM109 163V162H108ZM142 163V164H143ZM158 163V162H157ZM157 163H156V165H157ZM167 163H165V164H167ZM180 163V162H179ZM213 163V162H212ZM215 163V162H214ZM231 163V162H230ZM239 163V164H240ZM247 163V164H246ZM255 163V162H254ZM264 163V162H263ZM66 165V168H67V166H68V168H67V170H64L65 168H63L62 166H64L65 167V165ZM78 164H79V162H78ZM81 164H83V163H81ZM86 164V162L83 164L84 165V167H83V169L85 168H87L88 166H90V165H88L87 166V164ZM107 164V163H106ZM111 164H112V162H111ZM110 164V165H111ZM114 165H115V163H113ZM142 164L140 163V167L139 168H141L142 167ZM147 164V163H146ZM170 164H172V163H170ZM174 164H172V165H174ZM177 164V163H176ZM175 164V165H176ZM185 164V163H184ZM192 164V163H191ZM211 163H209V165H210ZM216 164H218V163H216ZM56 165H58V166H60L61 168H63V170H59L57 167H55ZM83 165H81V166H83ZM179 165V164H178ZM199 165V164H198ZM203 165V164H202ZM201 165V166H202ZM219 165V164H218ZM252 165V164H251ZM255 165H256V163H255ZM255 165H253V167H255ZM264 165V164H263ZM48 166V168L47 169H49V166L50 167H52V168H55V169H49V170H43L45 167H47ZM76 166V165H75ZM81 166H80V168H81ZM92 166V165H91ZM91 166L89 167V168H91ZM101 166V165H100ZM107 166H109L108 164H107ZM155 166V165H154ZM167 166V165H166ZM177 166V165H176ZM188 166V165H187ZM191 166V165H190ZM230 166V165H229ZM232 166V165H231ZM230 166V169L232 168ZM250 166V165H249ZM256 166H260L259 165V162H258V165H256ZM38 167H42L41 169L39 168V169H37ZM44 167V168H43ZM79 167V166H78ZM159 167V166H158ZM178 167V166H177ZM177 167H175L174 166V169L175 168H177ZM219 167L221 168V166L219 165ZM240 167H242V166H240ZM71 170H70V169ZM80 168H78V169H80ZM88 168V169H89ZM94 168V167H93ZM114 168V167H113ZM149 168V167H148ZM202 169H203V167H201ZM211 168V167H210ZM233 168H239V167H236V165H235V167H233ZM250 168V167H249ZM252 168V167H251ZM256 168V167H255ZM259 168V167H258ZM70 171H69V170ZM84 169V170H85ZM92 169V168H91ZM97 169V168H96ZM96 169H92V170H96ZM103 171H104V169L103 168H101ZM106 169H108V167L106 168ZM112 169V168H111ZM135 169V168H134ZM142 169V168H141ZM146 169V168H145ZM171 169V168H170ZM173 169V168H172ZM172 169L171 170H169V171H172ZM196 169V168H195ZM244 169V168H243ZM257 169V168H256ZM255 169V170H256ZM92 170H91V172H92ZM121 170V169H120ZM167 170V171H168ZM201 170V169H200ZM205 170V169H204ZM237 170V169H236ZM258 170V169H257ZM74 171V170H73ZM176 171V170H175ZM199 171V170H198ZM227 171V170H226ZM240 171V170H239ZM241 171H242V169H241ZM240 171V172H241ZM259 171V170H258ZM100 172V171H99ZM117 172V171H116ZM114 173V176L116 175V176H123L124 177V175L122 174L123 173V171L122 172H119V173ZM230 172V171H229ZM244 172V171H243ZM245 172H247V171H245ZM252 172V171H251ZM260 172H261V167H260ZM259 172V173H260ZM82 173V172H81ZM84 173V172H83ZM86 173H88V174H86ZM97 173V172H96ZM120 173H121V175H120ZM129 173V172H128ZM140 174H143V172L141 173V172H139ZM169 173V172H168ZM172 173V175H175V174H173V172H171ZM193 173V172H192ZM206 173V172H205ZM220 173V172H219ZM258 173V172H257ZM256 173V174H257ZM94 174V175H93ZM130 174V173H129ZM133 174V173H132ZM153 174V173H152ZM157 175L159 174V173H156ZM163 174H165V173H163ZM182 176H186L187 174H185V175H183V173H180ZM200 174H202V173H200ZM204 174V173H203ZM203 174L202 175H200V176H198V177H200V179H201V177L203 176ZM208 173H206V175H207ZM214 173H212V176H214V175H216V174H214ZM261 175H259V178H258V175H251V177L250 178H252V177H255V179H257V180H254V181H252L253 182V184H252V186H251V191L252 192H254V194H255V196L257 197L256 199V201L255 202H246V200H244V199H242L241 200V202H236V209H235V213H234V215H232V211L231 210H229V206H227V204H222V203H216V202H203L204 200H203V198H201L203 201H202V203H193L192 202V205H189V206H187V205H185V207L187 206V209L184 211L183 210V212L181 213V214H179V212L178 213H176V210H175V206H176V204H178V203H176L174 206H173V203H167V202H163V203H159V206H156L157 208V211L159 210V208L161 207V211L162 210H164L163 212H162V217L160 218V214H161V211H160V213H159V211H158V214L155 212V210L156 209H154V206L155 205H158V202H157V204H153L152 202H151V204L149 205V206H151L152 204V207H153V209H154V211H153V209L151 210V207H149L148 206V204L146 205V209H148L149 211H147L146 210V212H151V213H149L150 215L152 214V215H155V216H157V217H159V218H157V217H152V219L150 218V215L148 214V213H145L144 212V214H148V215H146L147 216V218H143L142 216H144V215H142L143 213H142V211H144L143 209H141V213L139 212V214H137V215H141V216H131V213H130V211L128 210V209H126V210H128V212L127 213H130V214H127L126 212H124V216H127V215H129V217L131 216V218L130 219H133V220H135V221H137L138 222V220L137 219H135V217L136 218H141V222L139 221L138 223L137 222H135V221H133L132 223H133V227H135V225H136V223H137V225H136V228H133V229H136V234H138V236H140L139 237V239H141L143 236H144V233H145V235L146 236H148V234L149 233H151V232H153V231H151V232H149V229H150V224L151 223H153L154 222V220H155V218L156 219H159V220H157V221H159V224H160V227H161V232L162 233H165L164 235H165V237H164V240H163V242H162V246H160V245H157L158 246V248H160V249H162V247H164V248H168V250H175V249H177L178 247H179V243H175V242H173V240L171 239V233H173L172 231L174 230V231H176V232H178V235H179V239H180V241H182L183 243H181V245H180V247L179 248H183V249H185L186 251H188V254H186L185 253V255L184 256H179V257H175V256H173V260L171 259L169 262H166L167 264H264V170H262V172L260 173ZM77 175H78V177H80V178H78L77 177ZM85 175L87 176L86 178H85ZM126 175H127V173H126ZM137 175H138V173H137ZM168 174L166 173V175L165 176H167ZM176 175H178L177 173H176ZM190 176H193V175H191V174H189ZM194 175H197L196 173H194ZM205 174H204V176H206ZM237 175H239V174H237ZM250 175H246V176H248V178H249V176ZM82 176H84V178H82ZM115 176V177H116ZM139 176V175H138ZM146 176H148V175H146ZM153 176H155V174L153 175ZM164 176V177H165ZM203 176V177H204ZM209 176V175H208ZM210 177V179L211 178H213V177ZM217 176V175H216ZM230 176V175H229ZM228 176V177H229ZM232 176V175H231ZM245 177L243 174H241L240 173V176H235V177ZM96 177H98V175H96ZM135 178L133 179L134 181H136L137 179H136V176H134ZM168 177V176H167ZM167 177H166V180H167ZM175 177V176H174ZM202 177V178H203ZM222 177V176H221ZM221 177H219V178H221ZM128 178V177H127ZM130 178H132V177H130ZM144 178V177H143ZM149 178V177H148ZM151 178H153V177H151ZM181 178V177H180ZM194 178V177H193ZM225 178V177H224ZM245 178H247V177H245ZM102 179V178H101ZM116 179V178H115ZM119 178H117V180H118ZM120 179H122V178H120ZM119 179V180H120ZM126 179V178H125ZM136 179V180H135ZM173 179L174 178H171V179H168L169 180V184L172 182V183H176V179L173 181ZM214 179H215V176H214ZM217 180H218V178H216ZM124 180V179H123ZM150 180V179H149ZM154 180H156V179H154ZM163 180V179H162ZM162 180H160V183H159V185L161 184V186H158V187H165V185H163V183H161L162 182ZM183 180H184V178H183ZM204 180V179H203ZM223 180V179H222ZM252 180V179H251ZM100 181H99V183H100ZM113 181H116V180H113ZM139 181V180H138ZM147 181V180H146ZM152 181H153V179H152ZM181 181V180H180ZM179 181V182H180ZM226 181V180H225ZM249 181V180H248ZM119 183V181H116L115 182V184L116 183ZM148 182V181H147ZM157 182L155 183L156 185H157ZM163 182H165V180L163 181ZM182 182V181H181ZM219 182V181H218ZM108 183V184H107ZM123 183H124V181H123ZM153 183V182H152ZM171 183V184H172ZM189 183L190 184H192V185H195L196 183H198L195 179H193V180H191V181H189ZM200 184H201V182H199ZM244 183V182H243ZM246 183V182H245ZM104 184V185H103ZM122 184V183H121ZM215 184V183H214ZM232 184V183H231ZM124 185H125V183H124ZM140 185V184H139ZM150 186L152 185V184H149ZM156 185H154L155 187H156ZM202 185V184H201ZM246 184H244V186H245ZM97 186V185H96ZM103 186H104V188H103ZM111 186V187H112ZM114 186H116V185H114ZM126 186V185H125ZM144 186V185H143ZM142 186V187H143ZM174 186V185H173ZM214 186V185H213ZM237 186H239V185H237ZM107 187V186H106ZM120 186H118L117 187V189H115L116 191H120L121 189V187L119 188ZM124 187V186H123ZM147 187V186H146ZM149 187V186H148ZM163 187H162V189H163ZM169 185H168V189H169ZM172 187V186H171ZM170 187V188H171ZM175 187V186H174ZM195 187V186H194ZM202 187V186H201ZM211 187V186H210ZM215 187V186H214ZM236 187V186H235ZM246 187V186H245ZM113 188V187H112ZM115 188V187H114ZM113 188V189H114ZM206 188V187H205ZM205 188H201V190H203V189H205ZM239 188H241V186L239 187ZM97 189V190H98ZM99 189V190H100ZM110 190H108L109 191V194L111 193L110 191L112 190L111 188H109ZM125 189V188H124ZM147 189L148 188H146V191H147ZM149 189H150V187H149ZM154 190H156L155 188H153ZM166 189V188H165ZM176 189V188H175ZM207 189V188H206ZM205 189V190H206ZM223 189V188H222ZM123 190V189H122ZM121 190V191H122ZM144 190H145V186H144ZM144 190H143V192H144ZM153 190V191H154ZM167 190V189H166ZM173 190V189H172ZM196 190V189H195ZM210 190V189H209ZM217 190V189H216ZM233 190H234V188H233ZM236 190V189H235ZM150 191V190H149ZM169 191V190H168ZM184 191V190H183ZM204 191V190H203ZM202 191V195L204 196V192ZM222 191V190H221ZM240 191V190H239ZM95 192H96V190H95ZM105 192V191H104ZM113 192V191H112ZM115 192V191H114ZM172 192V191H171ZM179 192V191H178ZM190 192V191H189ZM207 192V191H206ZM205 192V193H206ZM242 192V191H241ZM80 193H85L86 194V196H87V198L86 199H83V202H81L82 200L80 199ZM96 193H98V192H96ZM100 193V192H99ZM98 193V194H99ZM123 193V192H122ZM145 193V192H144ZM144 193H143V195H144ZM152 193H154L155 194V192H152ZM185 193V192H184ZM228 193V192H227ZM236 193V192H235ZM103 194V193H102ZM102 194H100L101 196H102ZM112 194V193H111ZM116 194V193H115ZM115 194H112L113 196L115 195ZM171 194V193H170ZM178 194H180V193H178ZM214 194V193H213ZM242 194V193H241ZM248 194V193H247ZM100 195L99 196H97L98 198L100 197ZM106 195H108V193L106 194ZM105 194H104V196H106ZM130 195V194H129ZM201 195V196H202ZM244 195V194H243ZM104 196H102L101 198H103ZM109 196H111V195H109ZM107 197L108 199H110V197ZM116 196V195H115ZM114 196V197H115ZM122 196V195H121ZM181 196V195H180ZM179 196V197H180ZM193 196V195H192ZM195 196V195H194ZM202 196V197H203ZM212 196V195H211ZM83 197H84V195H83ZM82 197V198H83ZM104 198V200H102V201H104L105 202V199L107 200V198ZM114 197H112L111 198V203L109 202H107L108 204L107 205H110L111 204V206H110V209H111V211L113 212V210H115L116 209V205H118L119 206V204H120V206L119 207H122L121 205H123L122 204V202L124 201H122V202H119V203H117V202H115L114 201ZM130 197V196H129ZM131 197H132V194H131ZM149 197V196H148ZM171 197V196H170ZM237 197V196H236ZM235 197V198H236ZM242 197V196H241ZM150 198V197H149ZM220 198V197H219ZM238 198V197H237ZM127 199V198H126ZM132 199H135V198H133L132 197ZM205 199V198H204ZM112 200H113V202H114V207L112 206L113 205V203H112ZM122 200V199H121ZM129 200V199H128ZM131 200V199H130ZM151 200V199H150ZM86 201H88L89 203H90V208H89V206H88V202H86ZM110 201V200H109ZM135 201V200H134ZM86 203V205H85V203ZM103 202V203H104ZM127 202V201H126ZM81 203V204H80ZM130 203V201L128 202V204ZM135 202H133V203H130V205H131V207H132V204H134ZM138 203V202H137ZM148 203V202H147ZM94 205H95V203H93ZM125 204H127V203H125ZM123 205V207L125 206V207H128V204L127 205ZM136 204V203H135ZM145 204H146V202H145ZM9 205H11V212H9L8 213V211L7 212H5V209L3 208V206H9ZM80 205H83V207L81 206L80 207ZM107 205H106V208H107ZM84 206H85V208H84ZM117 206V208H119ZM142 207H143V205H141ZM147 206H148V208H147ZM86 207H88L87 209H86ZM96 207V206H95ZM125 207H124V211H125ZM113 208V209H112ZM139 208H141V207H139ZM184 208V207H183ZM97 209V208H96ZM107 209H109V207L107 208ZM107 209L105 210V212L107 211ZM110 209L108 210L109 212H110ZM209 209H215V210H219V211H221V213L223 212V210H226V209H228V211H230V217H229V219L228 220H226L225 222H223V220L220 218V212H217V211H215V212H217L212 218H215L213 221H211V223L213 224V228L211 229V230H215V228L217 229V230H220V231H222V234L221 235H219L218 237H217V235H215V232L213 233V234H208L207 233V231H206V228H208V226H209V223H208V218L205 216L206 215V211H208ZM117 210V209H116ZM136 210V209H135ZM140 210V209H139ZM174 210V211H173ZM97 211V212H96ZM118 211V215L120 214L119 212V210H117ZM173 211V212H172ZM112 212H110L109 214H107V215H110ZM166 212H168V214L166 213ZM209 212V211H208ZM114 213H116V211H114ZM125 213L127 214V215H125ZM174 215H173V214ZM225 213V212H224ZM93 214H94V216H93ZM99 214H97V215H99ZM157 214V215H156ZM201 215V217L199 218V219H196L195 217L197 216V215ZM103 216H104V213L102 214ZM101 215V216H102ZM107 215H105L104 217H106V218H110V216H108L107 217ZM113 216V215H112ZM121 217H124L123 215H120ZM145 216V217H146ZM149 216V217H148ZM173 216H174V218H173ZM93 217V218H92ZM100 217V215L98 216V218L96 219L97 220V222L100 220V219H104V218H99ZM134 217V218H133ZM167 217V218H166ZM2 218H5V219H2ZM127 218H128V216H127ZM138 218V219H139ZM148 218H150L149 219V221L148 220H146V219H148ZM39 220V219H44V220H46L47 221V223L49 224L50 223V221H52L49 225H50V228L49 227H46V226H44V225H41L40 223H38V222H40L41 220H39L38 222H36V220ZM99 219V220H98ZM142 219L145 221L146 220V222H143L142 221ZM154 219V220H153ZM174 219V220H173ZM48 220H49V222H48ZM57 220H61V221H63V223L62 224H60L59 223V221H58V223H57ZM106 220V219H105ZM112 220V219H111ZM151 220V221H150ZM5 221H8L7 219L5 220ZM5 221H3V223L5 222ZM60 221V222H61ZM107 221V220H106ZM132 221V220H131ZM26 222V221H25ZM108 222V221H107ZM112 222V223H113ZM124 222V223H123ZM134 222H135V224H134ZM148 222L150 223L149 225H147L148 224ZM145 223H146V225L147 226H145ZM156 223H158V222H156ZM207 223H208V225H207ZM8 224H10V222L8 223ZM7 224V225H8ZM28 224V223H27ZM45 224V223H44ZM47 224V225H48ZM101 224V225H100ZM121 224H122V226H121ZM123 224H125L124 226H123ZM139 224H142V226L144 227V229L143 230H146V232L148 231V233H146L145 231H144V233H140V231H139V227H141L140 228V230L142 231V226L141 225H139ZM154 224H155V222H154ZM1 226L0 227H2L1 228V231H3V233H5V228L3 227V224L1 223L0 224ZM4 225H5V223H4ZM6 225V226H7ZM132 226V225H131ZM139 226V227H138ZM148 226H149V228H148ZM155 226V225H154ZM117 227V226H116ZM124 227H125V230H124ZM152 227V226H151ZM146 228H148V229H146ZM156 228H157V226H156ZM4 229V230H3ZM118 230V231H116L115 232V230ZM128 231H127V230ZM209 229V228H208ZM99 230V231H98ZM114 230V231H113ZM131 230V229H130ZM151 230H154L153 229V227H152V229ZM198 230H200V231H202V233H203V231L205 232L206 231V233H204V235L200 238V236L198 235V234H200V233H196V231H198ZM0 231V232H1ZM105 231V232H104ZM123 231V232H122ZM199 231V232H200ZM118 232H120V233H118ZM127 234H126V233ZM139 232V233H138ZM143 232V231H142ZM154 232H156V236H158V237H160L159 236V234H157V232L158 233H160L159 231H154ZM117 233H118V235H117ZM130 233V232H129ZM81 234V233H80ZM100 234V233H99ZM105 234H106V237H105ZM2 235V234H1ZM1 235H0V239H1ZM127 235V236H126ZM150 235V234H149ZM163 235V236H164ZM137 236V237H138ZM145 236V237H146ZM2 237H3V235H2ZM90 237V238H89ZM119 238V237H118ZM99 241H98V240ZM135 239V238H134ZM148 239V238H147ZM159 239V238H158ZM117 240V239H116ZM138 240V239H137ZM127 241V242H126ZM83 242V241H82ZM85 242H86V240H85ZM177 242H178V240H177ZM101 243V244H100ZM21 244V245H20ZM110 244V245H109ZM113 244H115V245H112ZM157 244V243H156ZM0 245H1V243H0ZM3 245V244H2ZM8 245V244H7ZM111 246H112V248H111ZM5 247V246H4ZM109 247V248H108ZM177 247V248H176ZM41 248V247H40ZM163 248V249H164ZM32 249V248H31ZM159 249V250H160ZM42 250L43 251H45L44 250V248H42ZM113 250V249H112ZM142 250H145V249H142ZM148 250H149V248H148ZM151 250V249H150ZM154 250V249H153ZM157 250V249H156ZM158 250V251H159ZM18 251V250H17ZM29 251V250H28ZM27 251V252H28ZM31 251H33V252H35L33 249L31 250ZM30 251V252H31ZM93 251V250H92ZM106 251V250H105ZM134 251H136V250H133V252ZM139 251H141V250H139ZM158 251H154V252H158ZM161 251H163V250H161ZM169 251V252H170ZM32 252V253H33ZM54 252H56V251H54ZM18 253V252H17ZM38 253H39V251H38ZM47 253V252H46ZM80 253V252H79ZM136 253H137V251H136ZM161 253V252H160ZM164 253V252H163ZM172 253V252H171ZM217 253H222V256L224 257V255L223 254H230V257L228 256L226 259H224V260H219L218 259V257H217V259H214V257H212V255L213 254H217ZM14 254H16V253H13V255ZM34 254V253H33ZM40 254H42V255H44L42 252L40 253ZM71 252L69 253V255H67L68 257H70V260L71 259H73V258H71ZM166 254V253H165ZM178 254H182L183 255V253L181 252H179ZM13 255H11V256H13ZM35 255V254H34ZM47 255H48V253H47ZM173 255V254H172ZM219 254H217V256H218ZM19 256H20V254H19ZM25 256H27V255H25ZM37 256H39V255H37ZM36 256V257H37ZM53 256V255H52ZM215 256V255H214ZM49 257V256H48ZM47 257V258H48ZM81 257H83V256H81ZM172 257V256H171ZM219 257H220V255H219ZM6 258V257H5ZM42 258V257H41ZM65 258V257H64ZM93 258V257H92ZM158 258V257H157ZM225 258V257H224ZM37 259H39V260H41L39 257H37ZM37 259H36V261H37ZM53 258H51V262H53L54 260H52ZM60 259V258H59ZM59 259L58 260H56L54 263L56 264V262H57V264H60V261H61V259H60V261H59ZM84 259V258H83ZM168 259V258H167ZM2 260V259H1ZM0 260V262L1 263H3L2 261ZM12 260V259H11ZM25 260H26V258H25ZM64 260H67V264H69V260H68V258L67 259H63L62 260V263H64L65 261ZM87 260V259H86ZM13 261H14V263H16L15 261H17L16 259L15 260H12L11 262H12V264H13ZM31 261V260H30ZM47 261H48V259H47ZM59 261V262H58ZM108 261V260H107ZM20 262V261H19ZM19 262H17V263H19ZM40 262H42V260L40 261ZM71 262V261H70ZM72 262H73V260H72ZM84 262H85V264L87 263L86 261H85V259H84ZM89 263H90V261H88ZM155 262V261H154ZM28 263V262H27ZM44 263V262H43ZM47 263V262H46ZM50 263V262H49ZM53 263V264H54ZM61 263V264H62ZM76 263V262H75ZM8 264H10V263H8ZM20 264V263H19ZM38 264V263H37ZM40 264V263H39ZM52 264V263H51ZM90 264H92V263H90ZM141 264V263H140Z\"/></svg>", "mask_w": 264, "mask_h": 264}, {"label": "rangeland", "instance_id": "2", "mask_svg": "<svg viewBox=\"0 0 264 264\" xmlns=\"http://www.w3.org/2000/svg\"><path fill=\"white\" fill-rule=\"evenodd\" d=\"M222 4H224V6H226V9L227 10H231V6H232V8L233 9H237V7L235 6L236 4H238L240 1H242L243 3H245V4H254V7H255V5H256V7L255 8H257V7H261V10H262V12H261V10H260V13L258 12V13H256L255 15H252L253 13H255L256 12V10L257 9H259V8H257V9H254V7H252V5H251V7H252V11H255V12H253V13H251V12H247L248 14H244L245 13V8L243 9L242 8V6H241V9H243V14L242 13H240V10H238L239 12H237V11H234L235 12V14H232V15H230L228 12H227V10L224 8V6L222 7V9L224 8V11L227 13V16H229V17H231V18H233L234 19V17L235 18H238L236 21H235V19L233 20H230V18L229 17H227L226 16V13L221 9V8H219L220 10H222V13H224V14H222L221 16H220V18L219 19H222V21H224L225 19H229L230 21H225L224 23L223 22H219L220 20H218L217 22H216V26L218 27V26H220V29H223L224 28V30H221L223 33H221V31H220V33L221 34H218V35H216V38L215 39H213V40H215V41H217V43L218 44H220L219 45V47H221L220 48V53H219V55L218 56H213V57H209V56H202V58H199L200 56H191L190 58L189 57H184V58H178V57H173V59H175L176 61H177V63L174 61V60H172L171 61V59H170V62H169V58H167V60H164V59H157L155 62H157V63H155L154 64V62H151L153 65H152V67L150 68H148V69H146V70H148L147 72L148 73H151V74H154V73H156L157 75H163V73H164V75H170V74H168V73H172L173 75H176V76H179V78L180 77H182V79H184L185 80V82H184V84H183V82L181 83H173L171 80H168L167 79V82H166V86L167 85H169L170 86V88L172 87V86H174V85H176V89H175V97H178V98H181L180 99V101H181V110H184V112H190V114L192 115V116H194V117H192L190 114V116L189 115H187L188 117H190V118H188V119H186L184 122L186 123L185 125H188V126H185V127H187V130H188V128H189V131H187V130H185L184 132H186V136H185V134H184V136L182 137H178V138H181V139H179L181 142L179 143L178 142V144H179V146H178V144H177V142L176 143H174V146L175 147H173L174 149L171 151L169 148H170V139H171V136H169V134H170V132H172L171 130L173 129V132H174V126L172 125V127H169V128H167L168 130H170V132L169 131H166L165 130V132H169V134H167V138L166 139H168L169 138V140H167L166 142H165V134H163V132L162 133H159L158 132V130L159 129H157V127H153L152 129H156L155 131L154 130H152V134L151 135H153V138H152V140H156V138H154V133L158 136V135H160L161 134V136H162V138H163V140H164V142L162 141V147H163V151H157L156 152V150H152L151 152H149V153H146V154H137V153H132L131 155H132V157L130 158V157H127V158H129V159H126V158H124V153H126V151H125V147H127V146H129L130 144H128V143H130L131 141H132V139H131V137L130 138H128L129 137V135H133L134 134V132L135 131H137L138 130V128L140 127V124H141V122H142V120H141V122H138V121H136V120H138L139 118H140V112H141V110H136L137 112H135L134 113V116H136V113H137V118H138V114H139V118L138 119H135V118H133V120H135L134 122L133 121H129V119H127L126 118V116L124 115V108H125V102L124 101H121L122 99H120V98H118V103H117V101L115 100V99H113V95H116V97H117V94H115V93H113V91H111V92H107L108 91V89L112 86V83H113V79H111V77L110 76H108V75H110V70H108L109 68H110V66H107V67H109V68H106L105 66H103L104 68H106L105 70L104 69H102V70H95V68L94 67H92V69H93V71H92V73L90 74V76L87 78V81H89L88 82V84H89V86H90V90L91 91H93V93L90 91V97L91 98H93V99H95V100H91V105H90V107L92 106V105H94V107L96 106L95 104H98L97 106V109H96V113L92 110V108H89L88 107V105L87 104H89V103H83V101L84 100H80V102L78 101V103H77V101L75 102V100H74V98L76 97L75 95H74V93H75V91H77L76 90V88L74 89V86H73V82H72V80H71V73H66V74H63V75H61L59 72H62V71H64L65 70V66H63L64 65V61L66 60V59H74V58H77V57H75L76 56V54H78V52H81L83 49H84V46L82 47L80 44H79V42H81V41H88V42H90V43H92V44H98V42L100 41V34L98 33V27H100V21H102L104 18H105V16H106V14L104 13V12H98L99 14H97L99 17H97L96 16V13L95 12H92V11H89V12H91L90 13V15L89 14H87L85 11H83V14L85 13V17H90V16H93V17H97L95 20H92V19H89L90 21L89 22H92V23H89V22H87V18H85V17H83L84 15H82V13L81 12H75L76 13V15L75 16H77V13L78 14H80V15H82V16H80L79 15V17L80 18H77L76 19V21H75V23H74V18H72L71 19V21L73 20V24H71L70 22H68L70 19H65V18H69V17H67V16H70V17H73V15H74V13H72V12H66V13H59V15L61 14V15H63V16H61L60 15V17L62 18H59V15L58 14H50V13H47V14H50V16L52 15V17H54L55 19H57L56 17H58V20L56 21L54 18H52L53 19V21H51V18L49 17V15L47 16V15H45V17H44V14L43 13H45V12H40L39 14H34V16H36L38 19L36 20V23H31V22H26V21H24L23 19H20L21 21H19L18 23L17 22H13V21H11V22H6V21H3L2 20V16L4 15H9V17H15V16H24L25 15V13H23V12H17V11H10L9 13H0V34H2V36H4V38H5V40L4 41H6L7 43L8 42H11L12 41V38H13V32H14V28L15 27H18V28H20L21 30H24L25 29V26L28 28H26L27 30H24V31H26V34L28 35V38H29V36L31 35V33H32V35L33 36H31V38H29V41L28 42H33V40H34V42H35V47H36V49L38 50V51H42V52H47V50H50V49H48V47L49 48H51L52 49V51H53V48L55 49V52L59 55V56H61L62 55V53H63V50L65 49V54L64 55H62L61 57H57V59H60V61L61 60H63V62L61 61V63H63V65H62V67H61V65L59 66V63L60 62H57V61H59V60H57L56 58H54V54H52V52H51V54H50V52L48 51V53L51 55V57L52 58H48V56L49 55H47V58L50 60V62H54V61H51V59H55V62H54V64L53 63H50V62H48V59L47 60H45V58H44V61H47L48 63L47 64H52V65H50V66H52V67H50L51 69H52V72H51V70H46L47 72L49 71L50 73H51V75L53 76L54 75V73H55V77H58L57 79L54 77V78H52V79H50L49 81H57V83H53V84H55V85H53L51 82V86L53 85V88H51L50 87V85L48 84V82H42V81H40V79H38L41 83H43L44 85V87L45 88H42V85H41V83L39 82V84L41 85H39V86H37L36 84L38 83V80H37V78H36V80H35V77H38V78H41V76H45L44 75V73L39 77V74H37V73H35V75H38V76H35L34 74H32V73H34V66H32L31 64H30V69L28 68V70H27V67H25L26 68V70L28 71V73H26V75L23 77V76H21V77H23L22 78V80L20 81V83L22 84V81H23V79L24 78H26V79H24V82H23V84L24 83H26L27 82V84H31V82H32V86H37V87H35V88H39V89H36V90H39L38 92H40V96H39V98L40 99H38V100H36L37 101V106H36V108H34L33 109V107L31 108V107H29V108H31V110L33 109V111H31V113L32 114H34L33 116L35 117H33L32 115L30 116V114H28L29 116L26 118L28 121H30V122H28L29 123V125H30V130L32 129V131H34V128L35 127H38L39 125H41L40 124V122H42L43 123V128H46L45 130H44V132L41 134V133H39V134H41L40 136H39V138H41V139H45V140H47L46 142V144L48 145L49 143L51 144V145H48L49 147H53L52 146V143L54 144V150H53V153H51L52 155H54V156H56L57 154V149L58 148H55V146L57 147V144L59 143V144H61V145H59L58 144V146L60 147V149H61V151H62V147H64V146H62V143L64 142V144H65V142H66V140H67V144H68V146H70V148H68V146L65 144V147L67 148H65L64 147V149H63V154L64 153H66L67 154V158H66V160H68V162L66 161V165L70 162L71 163V165L73 166V167H71L72 168V171L71 172H73V173H75V174H77V172H78V174H79V172H80V174H85V171L86 172H88V173H90V175L94 172V174H95V176H93V179L95 180L94 181V183H93V185H94V187H99V186H102V185H100V184H102L101 183V181H103L104 182V184H106V181L108 180V183H110V179H109V177L111 176V172L109 173V170L110 171H113L114 173L116 172V173H119V172H122L123 171V175H124V177L123 176H114V173H112L113 174V176H111V181H112V183L111 184H113L114 183V185H116V186H112V185H110V187H108L109 185H106L105 186V189L106 190H103V189H100V187H99V189L98 188H95L94 189V195H95V199H94V201L93 202H91L92 203V208H93V210L92 211H94V214H95V210H100L99 212H101L102 211V206H103V208H104V211H102L101 212V214H99L97 211V213L95 214V216H97V218H98V216L100 215V217L99 218H104L103 220L102 219H98L99 221L97 222V218L95 219V218H93V219H91V220H86V221H82V222H80V225H82V228L81 229H77V232L79 233V235H80V237L82 236H91V235H95V234H97L98 236H103V234L104 233H101V232H103V230L102 231H99V232H93V230H92V227L94 226L96 229L98 228V229H100V227H98L99 226V224L98 223H100L101 221H104V224H106V223H108V224H106L107 226H102L103 227V229L105 230V231H107L106 232V234H107V238H105L106 240H105V242H103L104 241V237H102L101 238V240H103V241H99L98 239V241L99 242H102V245H104V243H108V241H111V239H112V243H116V242H118L119 241V239L121 240V241H123V242H125L124 240H126V239H128L129 240V242H131V244H135V242L137 243V244H135L136 246L138 245V244H141V242L140 241H143V242H147L148 243V247H145V248H142V249H145V250H142V249H138L137 247H135L134 246V249L133 248H130L131 250H129V249H116L115 247H117V246H113V245H115V244H111L112 246H113V248H112V246H111V248L113 249H110L109 247V249H106V248H92L91 246H89L88 245V241L87 240H92V239H84V240H80L81 238H79V242H80V246L79 247H77L75 250L76 251H74V250H72V251H70V248H59V247H57V245L55 244V246L54 247H50V246H48V247H45V246H39V248L36 246H34V247H30V248H28V246H27V248L25 247V246H19V247H17V248H13L14 249V251H13V253H16V254H14L13 255V253L11 252V253H8V254H10L9 255V258H10V262H7V261H9V260H7L8 259V256L6 255L7 253H5L4 255L2 254V256L0 257V260L3 262V263H1L0 262V264H8V263H10V264H12V260H17V261H15L16 263H14V261H13V264H53L56 260H58L59 258L61 259V261H60V259H59V261H60V264L62 263V260L63 259H67L68 258V262H69V264H85V262H84V259H85V261L87 262L86 264H90V263H92V264H167L166 262H169L171 259L173 260V256H175V257H179V256H184L185 255V253L186 254H188V251H186L185 249H183V248H179L180 247V245H181V243H183L182 241H180V239H179V235H178V232H176V231H172L173 233H171V239L173 240V242H175V243H179V247L177 248V249H175V250H168V248H164V247H162V249H160V248H158V246L157 245H160V246H162L161 244H162V242H163V240H164V237H165V233H162L161 232V227H160V224H159V221H157V220H159L162 216V212L164 211V210H160L161 209V207L159 208V213H160V211H161V214H160V218L159 217H157V216H155V215H150L149 213H151L152 211V209H153V207H152V205L155 203V204H157V202H158V205H155L154 206V209H156L157 207L156 206H159V203H163V202H167V203H173V206L176 204V203H178V204H176V206H175V210H176V213H178L179 212V214H181L182 212H183V210L185 211L186 209H187V206H189V205H192V202L193 203H202V201L203 202H218V203H222V204H227V206H229V210H231L232 211V215H234V213H235V209H236V202H241V200L242 199H244V200H246V202H255L257 199V197L255 196V194H254V192H252L250 189H251V186H252V184H253V182L252 181H254V180H257L258 178H259V175H261L260 173L262 172V170H264V153H262V150H261V152H260V150L259 149H261V148H263V152H264V124H262L263 122H264V21L262 22L261 20L262 19H259V17L261 16V18H263L264 17V0H231L232 2H233V4H232V2L230 1V3L228 2L229 0H226V1H221V0H219ZM239 1V2H238ZM242 2H240V4L242 3ZM242 3V4H243ZM241 4V5H242ZM250 5H249V7H250ZM258 5V6H257ZM222 6V5H221ZM220 6V7H221ZM230 8H229V7ZM240 6V5H239ZM246 5H243V7H245ZM248 7V6H247ZM249 7L247 8V9H249ZM240 8V7H239ZM238 8V9H239ZM229 10V11H230ZM22 11H24V10H22ZM233 11V10H232ZM247 11V10H246ZM249 11V10H248ZM259 11V10H258ZM17 12V13H16ZM221 12V11H220ZM231 12V11H230ZM236 12H237V15L238 16H236ZM41 13H42V17H41ZM231 13H233V12H231ZM240 15H239V14ZM262 13V14H261ZM68 14V15H67ZM70 14V15H69ZM73 14V15H72ZM92 14V15H91ZM103 14V15H102ZM257 14H259L258 16H257ZM55 15V16H54ZM64 15H66V17L64 16ZM224 15V16H223ZM244 15H245V18L247 19V17L248 16H252L251 18H249V19H251V20H247L248 22H246V20L244 21ZM74 16V17H75ZM234 16V17H233ZM65 17V18H64ZM224 17H225V19H224ZM240 18L242 19L243 18V20H240ZM255 18V19H254ZM256 18H258L259 20L257 21L256 20ZM13 19H15V18H13ZM46 19H48V20H46ZM61 19V20H60ZM65 19V20H64ZM80 19V21L81 22H77V20H79ZM100 19V20H99ZM61 22H64L65 21V23L67 24V23H69V24H65L64 23V25H62L63 23H61ZM64 20V21H63ZM67 20V21H66ZM92 20V21H91ZM239 20V21H238ZM255 20V21H254ZM55 22V23H57V22H59V25H60V23H61V26H60V28L61 27H64V26H66V27H64L63 29H60V28H58V29H60V31H63V33H65V30H67V28H68V31L69 32H66L67 34H65L66 36H70L69 38H67V41H65L66 39H64V41L66 42V44L67 43H70V45H71V43H72V40L74 39L75 40V42H73L72 44H78V46H80V47H77L76 48V46L77 45H75V46H72L71 45V51H69L70 49L68 48L69 46V44H67L66 45V47H64L63 48V50H62V48H61V46H59L60 45V42L59 41H61V39L63 38H61V36H59L58 35V33H56L57 32V30L58 29H55L56 30V32L55 31H53L52 32V28H54L55 27V25L54 24H52L51 26H50V29H48V25H49V22ZM255 23H254V22ZM260 21V23L263 25V27H262V25L259 23L258 24V22ZM89 23V28H87L88 30H90V33L88 32V30H86V26H85V24H87V23ZM232 22V23H231ZM97 25H96V24ZM250 23H251V25H250ZM257 23V24H256ZM25 24V25H24ZM37 24V25H36ZM45 27V26H47V28L45 27H43L42 25ZM45 24V25H44ZM226 24V25H225ZM230 24V25H229ZM232 24V25H231ZM243 24V25H242ZM254 24V25H253ZM36 25V26H35ZM53 25H54V27H53ZM57 25V24H56ZM68 25H71L72 26V30H71V32L73 31L76 35H74L73 33L71 34V32H70V30H69V28L71 29V27L70 26H68ZM76 26V27H78V26H81L79 29H81L80 31H81V33L80 34H82V36H80V34H78L77 35V33L75 32V31H77V29L78 28H76V27H74L73 28V26ZM94 25H96V26H98V27H94ZM229 25V26H228ZM235 25V26H234ZM258 25V26H257ZM3 26V27H2ZM33 26H35V27H33ZM37 26H39V27H37ZM87 26H88V24H87ZM226 26V27H225ZM237 26H239V28H240V26H241V28H240V30H239V28L237 27ZM253 26V27H252ZM37 27V29H33L32 30V28H36ZM57 27H59V26H56V28ZM94 27V28H93ZM223 27V28H222ZM228 27V28H227ZM246 27V29H244ZM250 27V28H249ZM260 27V28H259ZM262 27V28H261ZM66 28V29H65ZM76 28V29H75ZM219 28V27H218ZM217 28V30H219ZM230 28V29H229ZM236 28H237V30H236ZM248 28V29H247ZM252 28V29H251ZM75 31H74V30ZM92 29H95V30H92ZM100 29V28H99ZM229 29V30H228ZM233 30V31H230V30ZM249 29H250V32H249ZM30 30H31V33H30ZM234 30H235V32H234ZM247 30V31H246ZM37 31V32H36ZM40 31H42V32H40ZM48 31V32H47ZM59 30H58V32H60ZM80 31H78V32H80ZM84 31V32H83ZM92 31V32H91ZM238 31V32H237ZM245 31V32H244ZM33 32H34V34H36L35 35V38L37 39H35L34 38V34H33ZM36 32V33H35ZM47 33V35H50L51 34V36L53 37H51V36H49L50 38H48V37H46L45 35H43L44 33ZM83 32V33H82ZM86 32H88V34L86 33ZM234 32V33H233ZM8 33H11V36H10V34H8ZM29 33H30V35H29ZM40 34V36L41 37H38L37 38V36H39V34ZM61 33V32H60ZM59 33V34H60ZM63 33H61L62 34V36L64 35ZM70 33V34H69ZM217 33H219L218 31L216 32V34ZM227 33H230L229 35L227 34ZM242 33V34H241ZM91 34V35H90ZM222 34H223V36H222ZM232 34V35H231ZM249 34V35H248ZM258 34V35H257ZM85 35L88 37V39H83V37H85ZM94 36V38H95V40H93L94 38H93V36ZM237 35V36H236ZM254 35V36H253ZM57 36H59V38H61V39H59V41H58V39H57ZM66 36H64L65 38H66ZM78 36V37H77ZM229 36V37H228ZM212 37V36H211ZM233 37V38H232ZM235 37V38H234ZM33 38V39H32ZM45 38H47L48 40H46ZM73 38V39H72ZM90 38V39H89ZM92 38V39H91ZM212 38H214V37H212ZM219 40H218V39ZM228 38V39H227ZM32 39V40H31ZM42 39V40H41ZM71 40V42H69V40ZM82 39V40H81ZM40 40L43 42V43H41L40 42ZM53 40V41H52ZM55 40H57V41H55ZM73 40V41H74ZM91 40H93V41H91ZM221 40V41H220ZM223 40V41H222ZM47 41H51V42H53L52 43V46L51 45H47L48 43H47ZM95 41V42H94ZM98 41V42H97ZM33 42V43H34ZM37 42V43H36ZM38 42H40L41 44H45V46L43 47V45H38V44H40V43H38ZM55 42V43H54ZM62 42V41H61ZM65 42H63V43H65ZM223 42V43H222ZM225 42V43H224ZM242 42V43H241ZM260 42H261V45L263 46H261L260 45ZM57 45V46H56ZM41 46V47H40ZM54 46H56V47H54ZM42 47H43V50H42ZM45 47H46V49H45ZM63 47V46H62ZM72 47H74V48H72ZM80 48H81V50H80ZM246 48V49H245ZM73 49V50H72ZM45 50V51H44ZM51 51V50H50ZM66 51L68 52V53H66ZM221 51H222V53H221ZM47 53V54H48ZM68 54V55H67ZM57 55V56H58ZM46 56V55H45ZM44 56V57H45ZM64 56V57H63ZM56 57V56H55ZM192 58L193 59H195V60H192ZM130 58H127V60H129ZM200 61H199V60ZM207 61H206V60ZM57 60V61H56ZM127 60H123V62H125L126 64H131V63H134V62H136V61H132L131 59H130V63L127 61ZM206 62H205V61ZM228 60V61H227ZM120 61V60H119ZM119 61H111V60H107V59H104V63H106V64H108V63H112V64H116V63H118ZM166 63H165V62ZM191 61V62H190ZM196 61V62H195ZM209 61V62H208ZM171 62H174L176 65L175 66H172V65H170L171 64ZM58 63V64H57ZM159 63V64H158ZM161 63L162 64H164L165 63V67H164V69H163V67H162V65H161ZM173 63V64H174ZM185 63V64H184ZM206 63V64H205ZM44 64V63H43ZM46 64V65H47ZM157 64V65H156ZM166 64H168V66L166 65ZM195 66H194V65ZM157 67H156V66ZM160 65H161V67H160ZM181 65V67H183L184 68V71H187L188 73H189V75L190 74H193V75H197V74H200V75H204L203 76V78L202 79H199V85L201 86V85H203V87H200L199 89H203V88H205V89H207V88H213L214 89V87H217L216 88V93L215 92H213V90H209L211 93V95L213 94V93H215L214 94V96H216L218 99H217V101H218V103L219 102H222V103H224V101L226 100L227 101V103H229V105H226V109L225 110H227V111H225V110H223V108H225L224 107V105H223V107L220 109L221 111H222V113H221V116H220V112H219V118H218V125L217 126H215V124H217V123H215L214 124V126H213V124H211L210 123V121H209V119H207V117H205V115H207L208 116V114H205L206 112H203V111H201V110H196V108L198 107V108H200V100H198V103H194L195 101L192 99V96L195 94H193V88H196L197 86L195 85H191V84H186V82H187V80H190L189 78H191V77H187V75H188V73L187 74H184L183 75V72H181V70L183 69H178V70H176V68L174 69V67H178V66H180ZM189 65V66H188ZM36 66V65H35ZM41 66V69H42V67L44 66V65H40ZM55 66L57 67H61V69H60V71H59V68H58V73L56 74V72H57V70L55 69ZM170 66L171 67H173V68H170ZM37 67V66H36ZM35 67V72H37L38 70H39V68H38V70H37V68ZM169 67V68H168ZM191 67V68H190ZM231 67V68H230ZM48 67L46 66V69H47ZM162 68V69H161ZM165 68H166V71H167V69H168V71L166 72L165 71ZM179 68V67H178ZM201 68V69H200ZM233 68V69H232ZM239 68V69H238ZM248 68V69H247ZM31 69H33V71L31 72ZM44 69H45V67H44ZM111 69V68H110ZM153 69V70H152ZM156 69H158L157 71H156ZM174 69V70H173ZM37 70V71H36ZM43 70V69H42ZM94 70H95V75H94ZM155 70V71H154ZM161 70V71H160ZM170 70H172V71H170ZM208 70H212V71H208ZM26 71V72H27ZM54 71H56V72H54ZM107 71V72H106ZM109 71V72H108ZM127 71V70H126ZM143 71L144 70H141V71H138V72H141V73H143ZM151 71H153V72H151ZM159 71H160V73H159ZM170 71V72H169ZM40 72V71H39ZM44 72V71H43ZM45 73L47 76H48V73ZM206 72H208V74L206 73ZM212 72V73H211ZM216 72V73H215ZM25 73V72H24ZM53 73V74H52ZM105 73H107V74H105ZM159 73V74H158ZM27 74H29V75H27ZM98 74V75H97ZM99 74H101L100 76H99ZM242 74V75H241ZM32 75H34L33 77V79H34V81H33V79H32V77H30V76H32ZM183 75V76H182ZM209 75H211V76H209ZM219 75H221V76H219ZM5 76V75H4ZM27 76V77H26ZM49 76H50V74H49ZM93 76H95V79L93 78ZM172 76V75H171ZM206 76H208V77H206ZM250 76V77H249ZM6 77H7V75H6ZM31 79H30V78ZM221 77V78H220ZM44 77H42V79H43ZM51 78V77H50ZM188 78V79H187ZM62 79H64V80H62ZM66 79V80H65ZM170 79H172V77L170 78ZM187 79V80H186ZM191 79H193V78H191ZM28 80L30 81V82H28ZM43 80H48V77L46 78V79H43ZM96 80V81H95ZM107 80V81H106ZM26 81V82H25ZM169 81H171V82H169ZM216 83H215V82ZM35 82H36V84H35ZM73 84H72V83ZM93 82H95V83H93ZM65 83H67V85H69V87H70V89L68 88L65 92H63V93H65V94H67L69 97H68V99H70V100H67V95L66 96H62V98H64L63 100H61V101H59L58 100V98L57 99H55L52 95H51V93L54 95V94H56V93H58V92H55V93H53V90H54V86H55V89L57 90V91H59L60 90V86H61V88L63 89L64 88V86H66L65 85ZM111 83V84H110ZM170 83V84H169ZM206 83V84H205ZM64 84V85H63ZM77 84H79V86H81L82 85V83L80 82V81H78L77 82ZM91 84H93V85H91ZM100 87V88H98V89H96L97 87V85ZM179 84V85H178ZM186 84V85H185ZM205 84V85H204ZM219 84V85H218ZM96 85V86H95ZM106 85H107V87H106ZM189 85L191 86L190 88H189ZM258 85V86H257ZM72 86V87H71ZM257 86V87H256ZM94 87H96V88H94ZM168 87V86H167ZM49 88V89H48ZM187 88V89H186ZM42 89V90H41ZM66 89V88H65ZM96 89V90H95ZM107 89V90H106ZM204 89V90H205ZM230 89V90H229ZM47 90H49L48 92H47ZM55 90V91H56ZM185 90V91H184ZM188 90V91H187ZM191 90V91H190ZM228 90L230 91L229 93H228ZM45 91V93H43ZM98 91L100 92V93H102V95L103 94H105L106 93V95H103V97H101V95L100 96H98ZM190 91V92H189ZM196 91V90H195ZM194 91V92H195ZM198 91V90H197ZM202 91V90H201ZM215 91V90H214ZM202 92H204V91H202ZM208 92V91H207ZM207 92H205V94H207ZM231 92H232V94H231ZM43 93V94H42ZM59 93H60V91H59ZM96 93V94H95ZM193 95H192V94ZM197 93V92H196ZM45 94V95H44ZM62 94V93H61ZM65 94H62V95H65ZM110 94V96L111 97H109L108 95ZM112 94V95H111ZM218 94V95H217ZM230 94V95H229ZM235 94V95H234ZM44 95V96H43ZM93 95L96 97V98H94L93 97ZM168 95V96H167ZM177 95V96H176ZM189 95V96H188ZM192 95V96H191ZM209 94H207V96H208ZM211 95H210V97H211ZM51 96H52V99H51ZM58 96H61V95H59L58 94ZM106 96H107V98H106ZM165 97H170V96H172V97H174V93H172V94H170V93H167V94H165L164 95ZM187 96V97H186ZM226 96H227V98H226ZM254 96V97H253ZM42 97H44L45 99L47 98H49V99H51V100H49L48 102H46V100L44 101V98H42ZM55 97H56V95H55ZM73 97V99H71ZM183 97V98H182ZM186 97V98H185ZM212 97H213V95H212ZM225 97V98H224ZM112 98V99H111ZM208 98H209V96H208ZM247 98V99H246ZM98 99H105L106 101H103L102 102V104L101 103H99L98 102ZM108 99H109V101H108ZM186 99V100H185ZM213 99V98H212ZM222 99V100H221ZM239 99V100H238ZM243 99V100H242ZM251 99V100H250ZM65 100V101H64ZM242 100V101H241ZM63 101V102H62ZM82 101V102H81ZM95 101H97V103L95 102ZM109 103H108V102ZM115 101H116V105L115 106H117L116 108H115V106H114V103H115ZM203 101V100H202ZM58 102H59V106H58ZM76 103V106H74V104ZM95 102V103H94ZM114 102V103H113ZM193 102V103H192ZM60 103H62V104H60ZM63 103H64V105H63ZM70 103H73V107L75 108V109H77V108H80L81 109V111L84 109V111H80L79 109H77V112H75V109L74 108H71V106H72V104H70ZM94 103V104H93ZM111 103L113 104V105H111ZM152 103V102H151ZM189 103V104H188ZM222 103H219V104H221L219 107H221L222 106ZM226 103V104H227ZM232 105H231V104ZM47 104H49V106H50V108H49V111H48V105ZM55 104H57V105H55ZM66 104V105H65ZM71 106H70V105ZM78 104H79V107H78ZM80 104L84 107L85 105H87L86 107L87 108H81V106H80ZM84 104V105H83ZM101 104V105H100ZM149 104V105H148ZM147 104V106H151L150 105V101H149V103ZM188 106H187V105ZM216 104V103H215ZM225 104V103H224ZM52 105H54V107L52 106ZM63 105V106H62ZM69 105V106H68ZM245 105V106H244ZM250 105V106H249ZM42 106H43V109H42ZM103 106V107H102ZM112 106H114L113 108H114V110H115V114H117V115H115L114 113H112V112H114L113 110H111L110 108H112ZM123 106H124V108H123ZM197 106V107H196ZM41 108V109H39V108ZM66 107V108H65ZM68 107V108H67ZM93 107V106H92ZM93 107V108H94ZM196 107V108H195ZM245 107V108H244ZM249 107V108H248ZM29 108H27V113L29 112L30 113V110H29ZM71 108V109H70ZM103 108V111H105V109L106 108H109V110H107V112L108 113H106V112H103L101 109ZM112 108V109H113ZM218 108V107H217ZM228 108V109H227ZM230 108V109H229ZM5 109H7V110H9V111H7L8 113H6L5 112ZM5 109H3L2 110V112H0V114L1 113H3V117L4 118H6V119H8L9 121H11V116H12V114L10 115L9 113L10 112H13V110L11 109V108H5ZM21 109V108H20ZM19 109V110H20ZM23 109V111H25L24 110V108H22ZM36 109L38 110V113H37V111H36ZM46 109V110H45ZM66 109V111L68 112V113H70V114H68L67 112H65V115L66 114H68L67 116H69V117H71V118H69V117H67V116H65L64 115V110ZM72 110L73 109V111L76 113H71V112H69L70 110ZM99 109L103 112V114H102V112L101 111H99ZM117 109V110H116ZM201 109V108H200ZM215 109V108H214ZM244 109V110H243ZM247 109V110H246ZM18 110V111H19ZM45 110V111H44ZM69 110V111H68ZM95 110V109H94ZM186 110V111H185ZM196 110V111H195ZM22 111V113L24 114L25 112H23ZM39 111L41 112V113H39ZM43 111V112H42ZM55 114H53L52 115V112ZM79 111V112H78ZM91 111V112H90ZM99 111V112H98ZM112 111V112H111ZM122 113H121V112ZM138 111H140V112H138ZM198 111V116L196 115V112ZM237 111H238V113L239 114H245L244 116H242L241 117V115H238V113H237ZM20 112V111H19ZM35 112L37 113V114H35ZM47 112V113H46ZM49 112V113H48ZM143 112H144V110H143ZM148 111H146V113H147ZM179 112V111H178ZM184 112H182L181 111V113H177L178 115L179 114H181L182 115V113H184ZM194 112H195V115H194ZM233 112H235V113H233ZM246 112V113H245ZM21 113V115L22 116H27V114L25 115H23ZM44 113V114H43ZM57 113L60 115V114H62V116H59L60 117V119H59V117H57ZM104 113H106V116H107V118H106V116H105V114ZM114 114L115 116H117V118L119 117V119L117 120V118L116 117H114V116H112V114ZM132 113V112H131ZM174 114H175V112H173ZM186 113L185 114H183L184 116L186 115ZM208 113V112H207ZM210 113V112H209ZM211 113H213L212 115H213V119L211 120V122L214 120V119H216L217 118V112L216 111H212ZM210 113V114H211ZM223 113H224V115H223ZM4 114H6V115H4ZM43 115V117H42V115ZM85 114V115H84ZM99 114H102L101 116H103L104 117V120L101 118V117H99L100 115ZM173 114V115H174ZM176 114V115H177ZM188 114V113H187ZM202 114V115H201ZM236 116H235V115ZM10 115V116H9ZM19 116V114H18V112H17V114L15 115V116ZM19 116V117H21V118H19V117H17V118H15V119H13V120H15V121H17V119L19 118V119H21L20 121H22V116ZM38 115H39V117L40 118H38ZM41 115V116H40ZM71 115H74V116H71ZM132 116H133V114H131ZM175 115V116H176ZM180 115V116H181ZM240 116L239 118H238V116ZM6 116V117H5ZM37 116V117H36ZM96 116H98L97 118H99V120H100V118L102 119L101 121H99L100 123H97L96 121H98V120H96L97 118H95ZM121 116H122V118H124L125 120H122V121H120V119H121ZM124 116V117H123ZM132 116H131V118H132ZM133 116V117H134ZM186 116V117H187ZM222 116H224V117H222ZM10 117V118H9ZM45 117H47V119L49 120L48 122H49V124L47 125L46 123H47V121L45 122L44 121V118ZM62 117V118H61ZM72 117H73V119H72ZM142 117V116H141ZM185 117V118H186ZM196 117V118H195ZM198 117H199V119H198ZM201 117H203V118H201ZM209 117H210V115H209ZM221 117V118H220ZM231 117V118H230ZM243 117H245L247 120H249V121H251V124H249V125H251L252 126V123H253V127L251 128V126H249L251 129H249L248 130V127H244L245 125H244V122H245V120H244V118ZM256 117V118H255ZM0 118H2V117H0ZM13 118V117H12ZM33 118L34 119H36L37 120V122H38V120H39V122H38V124H37V122L35 123V122H33L34 120H33ZM42 118H43V120H42ZM54 118H55V120L57 121V122H55V121H53L54 120ZM58 118V119H57ZM193 118V119H192ZM243 118V119H242ZM25 119V118H24ZM65 119V120H64ZM94 119L96 120L95 121V123H94ZM114 119H116V120H114ZM140 119H144V122L148 119V118H144V117H142V118H140ZM195 119V120H194ZM211 119V118H210ZM223 119H225V120H223ZM253 119V120H252ZM256 119H257V121H256ZM12 120V121H13ZM45 120H46V118H45ZM59 120H61L60 122H59ZM71 120V121H70ZM89 120H91V121H89ZM130 120H132V119H130ZM182 120H184V118H183V116H182V118L180 117V119H178V121L180 122V123H182V124H184V122H182ZM243 122H242V121ZM246 120V123L248 122ZM260 120V121H259ZM262 120V121H261ZM19 121V120H18ZM51 121H53V122H51ZM70 121V122H69ZM118 121H120V124L119 123H117V125H119V126H115V127H118L119 128V130H121V129H123L124 130V127H126V126H122V125H127V126H130V127H128V129L126 128L125 129V131H123V132H121V133H119V130H117L118 131V133H119V138H117L118 137V135H117V131H112V129L114 128V123H116V122H118ZM125 122V124H123V123H121V122ZM174 117L172 116V123L174 124V122H176V121H174ZM217 121V119L215 120V122ZM230 121V122H229ZM236 121V122H235ZM50 122L52 123V124H54V125H57V127L59 126V124H67L68 126H62V125H60L58 128H60L59 130L61 131H58V132H60L59 133V135H55V133L57 132L54 128L55 127H52V124H50ZM89 122H90V124L92 125V123L94 124L93 126H92V128H94V129H92L93 131H95L96 132V134L93 132V133H89L90 132V130H91V127H90V125H89ZM199 122H201V124L199 125ZM257 122V123H256ZM56 123V124H55ZM58 123V124H57ZM73 123H74V126L75 125H77V126H75V128L73 127V126H70V125H73ZM130 123H132V124H130ZM189 123V124H188ZM205 124V126H206V124H207V126L205 127L204 126V124ZM236 123L239 127H240V125L242 124V127H244L243 128V130H245V131H243V130H241L240 128H238L237 126H236V124L234 125V124ZM238 123H240V125L238 124ZM31 124H32V126L34 127V128H31ZM37 124V125H36ZM81 126H80V125ZM84 124V125H83ZM96 124H99V126L98 125H96ZM110 124H112V125H110ZM129 124V125H128ZM248 124V123H247ZM255 124L258 126H255ZM261 124V125H260ZM28 125V124H27ZM28 125V126H29ZM50 125V126H49ZM86 125V126H85ZM96 125V126H95ZM103 125V126H102ZM104 125H106V126H104ZM107 125H108V127H107ZM120 125L123 127V128H121L120 129ZM136 125V126H135ZM138 125H139V127H138ZM195 125V126H194ZM199 125V126H198ZM209 125V126H208ZM42 126V125H41ZM40 126V128L41 129H43L42 127ZM98 126V127H97ZM192 126V127H191ZM247 126V125H246ZM56 127V128H57ZM66 127H68L67 128V132H69L70 130H72L73 129V133H72V135H71V132L72 131H70V133H68L67 134V132L66 131H64L63 129H66ZM69 127H70V130H69ZM89 127V128H88ZM104 127H106V128H104ZM135 127H137L136 128V130H135ZM209 127H210V131L208 130L209 129ZM215 127V128H214ZM216 127H217V129H216ZM235 127H237L238 129H240L241 131L240 132H242L244 135H241L242 137L244 136V138H242L241 136H240V133H238V131L236 130V132H234V130H235ZM257 127V128H256ZM40 128H37L38 130L40 129ZM78 128V129H77ZM82 128V129H81ZM99 128V129H98ZM198 128V130H195V129H197ZM233 128H234V130H233ZM236 128V129H237ZM36 129V128H35ZM62 129V130H61ZM81 129V130H80ZM90 129V130H89ZM109 129H110V131H109ZM184 129V128H183ZM213 129V130H212ZM216 129V130H215ZM233 131H232V130ZM54 130L56 131L55 133H54ZM92 130H91V132H92ZM107 132H106V131ZM200 130V131H199ZM205 130H207V131H205ZM64 131V132H63ZM80 131V132H79ZM134 131V132H133ZM154 131V132H153ZM192 131V132H191ZM212 131V132H211ZM247 131H249V133H250V135H249V133L247 132ZM58 132L56 133V134H58ZM85 132H87V133H89L90 134V136H85L87 133H85ZM113 132V133H112ZM131 132V133H130ZM189 132H190V134H189ZM200 132V133H199ZM204 132V133H203ZM228 132V133H227ZM253 132H255L254 133V135H253V137H252V139H251V136H252V133ZM206 133V134H205ZM227 133V134H226ZM35 135H37L38 133H34ZM109 134H110V136H109ZM113 134V135H112ZM121 134V135H120ZM199 134V135H198ZM211 134V135H210ZM221 134V135H220ZM223 134V135H222ZM225 134V135H224ZM258 134V135H257ZM33 135V134H32ZM77 135V137H75ZM95 136V137H92V136ZM104 135V136H103ZM164 135V136H163ZM189 135V136H188ZM209 135V136H208ZM213 135V136H212ZM235 135H237V136H239L240 138L238 139V137L237 136H235ZM54 136H56L55 138H56V140L53 138ZM157 136H155V137H157ZM174 136V134H172V138H174L173 137ZM218 136V137H217ZM220 136V137H219ZM43 137V138H42ZM90 137H92L91 139H90ZM99 137H103V138H99ZM140 136L139 135H137L136 136V138H139ZM194 137V138H193ZM210 137V138H209ZM224 137V138H223ZM237 137V138H236ZM53 138V139H52ZM78 138H79V140H78ZM218 138V139H217ZM225 138H228V140L227 139H225ZM244 139L243 141H242V139ZM258 138L260 139V140H258ZM7 139V138H6ZM40 139V140H41ZM61 139V140H60ZM64 139H66V140H64ZM89 139H90V141H89ZM97 139H100L99 141L97 140ZM129 139H131L130 141H128ZM135 139V138H134ZM188 139V140H187ZM218 141H217V140ZM235 139H237V140H239V142L240 143H242V144H246L245 146L246 147H249L248 146V144H250V141H249V139H251V142L253 141V144H251L250 145V147L248 148V149H251V150H258V151H256V153L254 154V153H252L251 152V150L249 151L247 148L246 149H243V146H242V144L240 145V143H238ZM247 139V141H245ZM8 140V141H7ZM6 141L7 142H9L8 144L7 143H5L6 145H8V146H14L15 145V143H17V142H15V140H13V139H7ZM11 140V141H10ZM57 140H59V141H63L62 143L61 142H58ZM81 140V141H80ZM93 140V141H92ZM95 140H97V141H95ZM115 140V141H114ZM119 140V141H118ZM154 140V141H155ZM219 140L221 141V143L219 142ZM227 140V141H226ZM234 140V141H233ZM36 141H37V139H36ZM43 141V140H42ZM42 141L40 142V145H39V142L37 143V145H39V146H42L41 144H42ZM91 141L92 142H94V143H91ZM117 141V142H116ZM176 141H178V140H176ZM197 141V142H196ZM242 141V142H241ZM256 141V142H255ZM43 142H45V141H43ZM58 142V143H57ZM107 142V143H106ZM114 142H115V148H114ZM230 142V143H229ZM237 142V143H236ZM247 142V143H246ZM254 142H255V144H254ZM257 142H258V145H262V146H259V149H258V145H257ZM101 143V144H100ZM111 144V146H110V144ZM116 143H117V145H116ZM260 143V144H259ZM44 144V143H43ZM46 144H44V146H47ZM176 144V145H175ZM220 144V145H219ZM223 144V145H222ZM5 145V146H6ZM126 145V146H125ZM153 145V144H152ZM165 145V146H164ZM185 145V146H184ZM225 145V146H224ZM254 145H256L255 146V148L256 149H254ZM16 146H17V144H16ZM75 146V148L77 149V146L79 147L78 149H77V151H75L76 149L75 148H73V150H71L72 149V147H74ZM118 146V147H117ZM179 148H178V147ZM182 146V147H181ZM240 146V147H239ZM131 147V146H130ZM227 147H229V148H227ZM239 148V149H237V148ZM99 148V149H98ZM121 148V149H120ZM152 148H155V147H152ZM167 150H166V149ZM175 148H177V149H175ZM185 148V149H184ZM226 150H225V149ZM60 149H58V154H59V150ZM66 149V150H65ZM85 149V150H84ZM100 149H101V151H100ZM183 149V150H182ZM205 149V150H204ZM227 149H229V150H227ZM232 149V150H231ZM237 149V150H236ZM67 151V152H65V151ZM87 150V151H86ZM184 150H185V153H184ZM243 150H247V151H245L246 153H244L243 154ZM60 151V152H61ZM70 151H74L75 153H77L78 155L79 154H83L84 156H85V158H88V157H90V159H91V156H93L92 157V159L90 160V161H85L86 159L83 157V155L81 154L80 155V157H83V159H85L84 161L86 162V164H87V166L88 165H92L91 166V168L92 169H96V170H92L91 168H89L90 166H88L85 170L83 169V167H84V163L85 162H83V160H80V161H77V158H80L78 155L75 157V155L73 156V154L72 153H74V152H72V153H69ZM118 151V152H117ZM181 151H183V152H181ZM225 151V152H224ZM30 152V151H29ZM51 152V151H50ZM190 152V153H189ZM198 152V153H197ZM203 152V153H202ZM204 152H205V154H204ZM240 152H242V153H240ZM251 153V155L254 157V159H256L257 161H255L253 158H252V156H249V157H251L252 158V161H254L255 163H256V165H258V162H259V165L260 166H256L255 165V163L253 162V163H251L250 164V162H252L250 159V161H249V163L247 164L248 166H243L241 163H245L246 161H245V158H246V156H248L247 154L248 153ZM28 153V152H27ZM31 153H32V151H31ZM36 152L34 151V154H35ZM85 153V154H84ZM157 153H159V154H157ZM239 153V155H237ZM257 153H258V155H257ZM70 154H72V156L70 155ZM105 154H107L108 155V157L109 158H107V155L105 156ZM157 154V155H156ZM260 154H261V156H260ZM62 155V154H61ZM60 155V156H61ZM89 155V156H88ZM121 155V156H120ZM123 155V156H122ZM141 155V156H140ZM182 155V156H181ZM183 155H185V156H183ZM198 155V156H197ZM208 155V156H207ZM225 155V156H224ZM234 155H235V157H234ZM58 156V155H57ZM69 156H71L72 158L74 157L75 159H76V161H69L70 160V158H69ZM166 156V157H165ZM180 156H181V158H180ZM190 156H192V157H190ZM196 156V157H195ZM199 156H201L200 158H199ZM230 156V157H229ZM255 156H257V157H255ZM96 158V160H97V162L96 163H94L93 162V158ZM164 157V158H163ZM174 157H176V158H174ZM185 157V158H184ZM263 157V158H262ZM73 158V159H74ZM94 158V159H95ZM106 158V159H105ZM135 158V159H134ZM169 158V159H168ZM171 158V159H170ZM173 158L175 159V164L178 166H176L173 162H172V160H173ZM187 158V159H186ZM203 158H204V161H203ZM1 159V158H0ZM103 159V160H102ZM139 159V160H138ZM165 159V160H164ZM177 159H179V160H177ZM191 159V160H190ZM198 159V160H197ZM260 159V160H259ZM95 160V161H96ZM99 160H100V162H101V160H102V162H104V163H99ZM107 160H108V162H107ZM143 160H145L144 162L145 163H143ZM164 160V161H163ZM170 160V162H169V167H168V161ZM183 160V162L181 163V161ZM193 160V161H192ZM226 160V161H225ZM112 162V164H111V162ZM174 161V160H173ZM262 161V162H261ZM75 162H77V163H75ZM78 162H79V164H78ZM83 163V164H81V163ZM88 162V163H87ZM158 162V163H157ZM180 162V163H179ZM213 162V163H212ZM215 162V163H214ZM231 162V163H230ZM241 162V163H240ZM247 162H248V159H247ZM109 165V166H107V164ZM113 163H115V165L113 164ZM140 163L142 164V169L141 168H139L141 165H140ZM147 163V164H146ZM156 163H157V165H156ZM165 163H167V164H165ZM170 163H172V164H174V165H172V164H170ZM185 163V164H184ZM192 163V164H191ZM209 163H211L210 165H209ZM216 163H218L220 166H221V168L219 167V165L218 164H216ZM240 163V164H239ZM85 164V165H86ZM111 164V165H110ZM179 164V165H178ZM199 164V165H198ZM203 164V165H202ZM65 165V164H64ZM66 165H65V167L64 166H62L63 168H65L64 170H67V168H68V166H67V168H66ZM76 165V166H75ZM81 165H83V166H81ZM101 165V166H100ZM155 165V166H154ZM167 165V166H166ZM188 165V166H187ZM191 165V166H190ZM202 165V166H201ZM232 167L231 169H230V166ZM235 165H236V167H239V168H233V167H235ZM250 165V166H249ZM253 165H255V167L259 170H257L255 167H253ZM79 166V167H78ZM80 166H81V168H80ZM159 166V167H158ZM174 166L175 167H177V168H175L174 169ZM240 166H242V167H240ZM55 167H57L59 170L61 169V170H63V168H61L60 166H58V165H56ZM94 167V168H93ZM108 167V169H106ZM114 167V168H113ZM149 167V168H148ZM201 167H203V169L201 168ZM211 167V168H210ZM250 167V168H249ZM252 167V168H251ZM259 167V168H258ZM260 167H261V172H260ZM41 169L42 167H38L37 169ZM44 168V167H43ZM48 168V166L47 167H45L43 170H49V169H55V168H52V167H50L49 166V169H47ZM78 168H80V169H78ZM89 168V169H88ZM101 168H103L104 169V171L101 169ZM112 168V169H111ZM135 168V169H134ZM146 168V169H145ZM172 169V171H169V170H171ZM196 168V169H195ZM244 168V169H243ZM70 169V168H69ZM68 169V170H69ZM121 169V170H120ZM169 169V170H168ZM201 169V170H200ZM205 169V170H204ZM237 169V170H236ZM241 169H242V171H241ZM256 169V170H255ZM71 170V169H70ZM69 170V171H70ZM74 170V171H73ZM91 170H92V172H91ZM168 170V171H167ZM176 170V171H175ZM199 170V171H198ZM227 170V171H226ZM241 172H240V171ZM100 171V172H99ZM105 171H107L106 173H108V174H106V175H109L110 174V176L108 177V176H105L104 175V173L103 172H105ZM230 171V172H229ZM244 171V172H243ZM245 171H247V172H245ZM252 171V172H251ZM82 172V173H81ZM84 172V173H83ZM97 172V173H96ZM130 174H129V173ZM139 172H143V174H140ZM169 172V173H168ZM171 172H173V174H175V175H172V173ZM193 172V173H192ZM208 173L207 175H206V173ZM220 172V173H219ZM258 172V173H257ZM260 172V173H259ZM88 173H86V174H88ZM101 173H103V175L105 176V177H107L108 179L107 180H105V177H103V176H100V174ZM126 173H127V175H126ZM133 173V174H132ZM137 173H138V175H137ZM153 173V174H152ZM156 173H159L158 175L156 174ZM163 173H165V174H163ZM166 173L168 174L167 176H165L166 175ZM176 173L178 174V175H176ZM180 173H183V175H185V174H187L186 176H182ZM194 173H196L197 175H194ZM200 173H204L206 176H204V174H203V178L201 177V179H200V177H198V176H200V175H202V174H200ZM212 173H214V174H216V175H214L215 176V179H214V176H212ZM240 173L241 174H243L245 177H247V178H245V177H235V176H240ZM257 173V174H256ZM93 174V175H94ZM155 174V176H153ZM189 174H191V175H193V176H190ZM237 174H239V175H237ZM253 176V175H258V178L257 179H255V177H252V178H250L251 177V175ZM89 175V174H88ZM96 175H98V177H96ZM102 175V174H101ZM120 175H121V173H120ZM146 175H148V176H146ZM209 175V176H208ZM230 175V176H229ZM232 175V176H231ZM246 175H250L249 176V178H248V176H246ZM134 176H136V181H134L133 179L135 178ZM165 176V177H164ZM175 176V177H174ZM213 177V178H211L210 179V177ZM222 176V177H221ZM229 176V177H228ZM77 177H78V175H77ZM81 177V176H80ZM80 177H78V178H80ZM87 176L85 175V178H86ZM128 177V178H127ZM130 177H132V178H130ZM144 177V178H143ZM149 177V178H148ZM151 177H153V178H151ZM166 177H167V180H166ZM181 177V178H180ZM194 177V178H193ZM219 177H221V178H219ZM225 177V178H224ZM82 178H84V176H82ZM102 178V179H101ZM116 178V179H115ZM117 178H122V179H118L117 180ZM126 178V179H125ZM171 178H174L173 179V181L175 180L176 181V183H168L169 182V180L168 179H171ZM183 178H184V180H183ZM216 178H218V180L216 179ZM124 179V180H123ZM150 179V180H149ZM152 179H153V181H152ZM154 179H156V180H154ZM163 179V180H162ZM193 179H195L198 183H196L195 185H192V184H190L189 183V181H191V180H193ZM204 179V180H203ZM223 179V180H222ZM252 179V180H251ZM101 180V181H100ZM113 180H116V181H119V183L117 182L116 184H115V182L116 181H113ZM139 180V181H138ZM148 182H147V181ZM159 180V181H158ZM160 180H162V182L161 183H163V185H165V187H163V189H162V187L160 188V187H158V186H161V184L159 185V183H160ZM165 180V182H163ZM182 182H181V181ZM226 180V181H225ZM249 180V181H248ZM99 181H100V183H99ZM123 181H124V183H125V185H124V183H123ZM159 183H158V182ZM174 181V182H175ZM180 181V182H179ZM219 181V182H218ZM153 182V183H152ZM157 182V185L155 184ZM199 182H201V184L199 183ZM244 182V183H243ZM246 182V183H245ZM107 183V184H108ZM122 183V184H121ZM215 183V184H214ZM232 183V184H231ZM103 184V185H104ZM140 184V185H139ZM149 184H152L151 186L149 185ZM244 184H246L245 186H244ZM97 185V186H96ZM145 186V190H144V186ZM154 185H156V187L154 186ZM168 185L171 187H169V189L167 188L168 187ZM175 187H174V186ZM215 187H214V186ZM237 185H239V186H237ZM114 188H112V187ZM118 186H120L119 188L122 190H118V191H116L115 189H117V187ZM124 186V187H123ZM143 186V187H142ZM147 186V187H146ZM150 187V189H149V187ZM195 186V187H194ZM203 188H205V189H203V190H201V188L202 187ZM211 186V187H210ZM236 186V187H235ZM241 186V188H239ZM103 188H104V186H103ZM109 188H111L112 190L110 191L112 194H115L114 196L110 193L109 194V191L108 190H110ZM125 188V189H124ZM146 188H148L147 189V191H146ZM153 188H157L156 190H154ZM167 190H166V189ZM176 188V189H175ZM223 188V189H222ZM233 188H234V190H233ZM98 189V190H97ZM173 189V190H172ZM196 189V190H195ZM210 189V190H209ZM217 189V190H216ZM236 189V190H235ZM95 190H96V192H100L99 194L98 193H96L95 192ZM143 190H144V192H143ZM150 190V191H149ZM154 190V191H153ZM169 190V191H168ZM184 190V191H183ZM222 190V191H221ZM240 190V191H239ZM105 191V192H104ZM113 191V192H112ZM115 191V192H114ZM172 191V192H171ZM179 191V192H178ZM190 191V192H189ZM202 191L204 192V196L202 195ZM242 191V192H241ZM123 192V193H122ZM152 192H155V194L154 193H152ZM185 192V193H184ZM228 192V193H227ZM236 192V193H235ZM103 193V194H102ZM108 193V195H106ZM143 193H144V195H143ZM171 193V194H170ZM178 193H180V194H178ZM214 193V194H213ZM242 193V194H241ZM248 193V194H247ZM100 194H102V196H104V194L108 197L109 195H111V196H109L110 197V199H108L106 196H104L103 198H101L102 196L100 195ZM130 194V195H129ZM131 194H132V197L133 198H135V199H132V197H131ZM244 194V195H243ZM83 195H84V197H83ZM100 195V197L98 198L97 196H99ZM122 195V196H121ZM181 195V196H180ZM193 195V196H192ZM195 195V196H194ZM203 197H202V196ZM212 195V196H211ZM80 199L82 200L81 202H83V199H86L87 198V196H86V194L84 193H80ZM130 196V197H129ZM150 198H149V197ZM171 196V197H170ZM180 196V197H179ZM238 198H237V197ZM242 196V197H241ZM83 197V198H82ZM107 198V200L105 199V202L104 201H102V200H104V198ZM112 197H114V201L115 202H117V203H119V202H122L123 200V202H122V204L125 202V203H127L128 204V202L130 201V203H133V202H135L134 204H132V207H131V205H130V203L128 204V207H125V211L123 210L124 209V207H123V205L125 204H123V205H121L122 207H119L120 206V204H119V206L118 205H116V209L117 210H119L120 212V214L118 215V211L115 209V210H113V212L111 211V209H110V206H111V204L110 205H107L109 202L111 203V198ZM220 197V198H219ZM236 197V198H235ZM127 198V199H126ZM201 198H203V200L201 199ZM205 198V199H204ZM122 199V200H121ZM129 199V200H128ZM131 199V200H130ZM151 199V200H150ZM110 200V201H109ZM135 200V201H134ZM108 203H107V202ZM127 201V202H126ZM86 202H88V201H86ZM98 202L100 203V204H102V206L101 205H99L98 204ZM104 202V203H103ZM138 202V203H137ZM145 202H146V204H145ZM148 202V203H147ZM151 202L153 203L151 206H149L150 204H151ZM85 203V202H84ZM93 203H95V205L93 204ZM112 203H113V207L115 206L114 205V202H113V200H112ZM81 204V203H80ZM88 204V206H89V208L91 207L90 206V203L88 202L87 203ZM127 204H125V205H127ZM148 204V206L149 207H151V210L148 208V206H147V208L151 211V212H146V210L147 211H149L148 209H146V205ZM85 205H86V203H85ZM106 205H107V208L109 207V209H110V212H112L110 215H107V214H109L110 212L108 211L109 209H107L106 208ZM141 205H143V207L141 206ZM185 205H187L186 207H185ZM83 207V205H80V207ZM96 206V207H95ZM117 206L119 207V208H117ZM139 207H141V208H139ZM184 207V208H183ZM3 208L5 209V212H7L8 211V213L9 212H11V205H9V206H3ZM84 208H85V206H84ZM88 207H86V209H87ZM97 208V209H96ZM115 208V207H114ZM95 209V210H94ZM107 209V211L105 212V210ZM113 209V208H112ZM126 209H128L129 211H130V213H131V216H141V215H137V214H139V212L141 211V209H143L144 211H142V215H144V216H142L143 218H147V216L146 215H150V218L152 219V217H157V218H159V219H156L155 218V220H154V222H155V224H154V222L153 223H149L148 222V224L147 225H151L152 227H153V229L154 230H151L152 229V227L150 226V229H149V232H151V231H153V232H151V233H149L148 234V236H146L145 235V233H144V231L146 232V230H143L144 229V227L142 226V224H139V225H141L142 226V231L140 230V228L141 227H139V231H140V233L142 234V233H144V236L141 238V239H139V237L140 236H138V234H136L137 232H136V225H137V223L140 221L141 222V218H136L135 217V219H137L138 220V222L137 221H135V220H133V219H130L131 218V216L129 217V215H127V214H130V213H127L128 212V210H126ZM136 209V210H135ZM140 209V210H139ZM154 209H153V211H154ZM114 211H116V213H114ZM127 211V212H126ZM158 211H157V209L155 210V212L158 214ZM174 211V210H173ZM172 211V212H173ZM209 211V212H208ZM208 211H206V217L208 218V223H209V226H208V228H206V231H207V233L208 234H213L214 232H215V235H217V237L219 236V235H221L222 234V231H220V230H217L216 228H215V230L213 229V230H211L214 226H213V224L211 223V221H213L215 218H212L217 212H220L221 213V211H219V210H215V209H209ZM215 211H217V212H215ZM108 212V213H107ZM124 212H126L125 213V215H127L128 216V218H127V216H124ZM144 212L145 213H148V214H144ZM225 212V213H224ZM104 213V216L105 215H107V217L108 216H110V218H106V217H104L102 214ZM107 213V214H106ZM141 213V212H140ZM167 214H168V212H166ZM230 211H228V209H226V210H223V212L220 214V218L223 220V222H225L226 220H228L229 219V217H230ZM94 214H93V216H94ZM97 214H99V215H97ZM117 216V217H120L119 218V221L118 222H120V223H122L121 221L123 220V218H125V220H123L126 224H128V228H130V229H126L128 232V234L129 235H131V234H135L134 236L132 235L131 236V238L130 237H128L127 235V238L124 236V240L122 239L123 237H120V235H121V233L120 232H118V233H120L119 234V236H117L116 237V239H115V236H116V233H115V235H114V238H113V235L111 236V234H113L111 231H112V229H113V226H114V228L116 229H119V228H121L120 226H119V224L120 223H118L117 225L115 224L114 225V222L115 223H117V221L116 220H114V222H113V218H115L116 219V217H115V215ZM156 214V215H157ZM173 214V213H172ZM102 215V216H101ZM113 215V216H112ZM120 215H123L124 217H121ZM159 215V214H158ZM174 215V214H173ZM94 216V217H95ZM146 216V217H145ZM152 216V217H151ZM149 217V216H148ZM201 217V215L199 214V215H197L195 218L196 219H199ZM1 218V217H0ZM134 218V217H133ZM150 218H148V219H146V220H148L149 221V219ZM167 218V217H166ZM173 218H174V216H173ZM2 219H5V218H2ZM8 220V221H5V220ZM6 219L5 220H1L0 219V224L2 223L3 224V227L5 228V233H3V231H1V228L2 227H0V235L2 234L3 235V237H2V235H1V239H0V243H1V245H0V250H4V251H7V249H6V246H9L10 244H11V241L9 242L8 240L10 239L11 240V238L9 237V236H7L6 237V230H7V228H8V230L10 229V226L9 225H11V223L13 224V223H15L16 222V220H13V221H9V217H6ZM108 221H106V220ZM112 219V220H111ZM39 220H41V219H39ZM38 219L36 220V222H38L39 221ZM132 220V221H131ZM146 220L144 221L143 219H142V221L143 222H146ZM174 220V219H173ZM3 221H5L4 223H5V225H4V223H3ZM23 221H24V223H25V225H32V224H34L35 223V221H31L30 219H25V220H21V222L19 221V222H16V223H19V224H21V225H23L24 226V223H23ZM26 221V222H25ZM58 221L59 220H57V223H58ZM61 221V220H60ZM59 221V223L60 224H62L63 223V221H61L60 222ZM133 221H135V222H137L136 223V225H135V227H133ZM151 221V220H150ZM10 222V224H8ZM48 222H49V220H48ZM52 221H50V223H51ZM113 222V223H112ZM123 222V223H124ZM135 222H134V224H135ZM156 222H158V223H156ZM28 223V224H27ZM38 223H40L41 225H44V226H46V227H49L50 228V223L48 224L47 223V221L46 220H44V219H42L40 222H38ZM45 223V224H44ZM101 223H103V222H101ZM208 223H207V225H208ZM8 224V225H7ZM48 224V225H47ZM98 225V226H96V225ZM7 225V226H6ZM101 225V224H100ZM125 224H123V226H124ZM132 225V226H131ZM146 225V223H145V226H147ZM155 225V226H154ZM1 226V225H0ZM117 226V227H116ZM121 226H122V224H121ZM156 226H157V228H156ZM106 227H108L111 231L109 232V229L108 230H106L105 228ZM119 227V228H118ZM136 228V229H133V228ZM148 228H149V226H148ZM148 228H146V229H148ZM114 229V230H115ZM113 230V231H114ZM120 230V229H119ZM124 230H125V227H124ZM159 231L160 233H158L157 232V234H159V236L160 237H158V236H156V232H154V231ZM104 231V232H105ZM116 231H118V230H115V232ZM200 230H198V231H196V233L198 232V233H200V234H198L199 236H200V238L204 235V233H206V231L204 232L203 231V233H202V231H200ZM123 232V231H122ZM130 232V233H129ZM81 233V234H80ZM100 233V234H99ZM118 233H117V235H118ZM126 233V232H125ZM126 233V234H127ZM139 233V232H138ZM146 233H148V231L146 232ZM106 234H105V237H106ZM109 235L111 236V239H110V237H109ZM122 235H125L124 234V232L122 233ZM121 235V236H122ZM164 235V236H163ZM100 236V237H101ZM138 236V237H137ZM146 236V237H145ZM8 237H9V239H8ZM119 237V238H118ZM90 238V237H89ZM135 238V239H134ZM148 238V239H147ZM159 238V239H158ZM138 239V240H137ZM85 240H86V242H85ZM177 240H178V242H177ZM83 241V242H82ZM120 242V241H119ZM127 242V241H126ZM157 243V244H156ZM3 244V245H2ZM8 244V245H7ZM101 244V243H100ZM117 244V243H116ZM21 245V244H20ZM110 245V244H109ZM5 246V247H4ZM139 246V245H138ZM41 247V248H40ZM35 251V252H33V251H31L32 249ZM42 248H44V250L45 251H43L42 250ZM148 248H149V250H148ZM164 248V249H163ZM151 249V250H150ZM154 249V250H153ZM157 249V250H156ZM160 249V250H159ZM18 250V251H17ZM29 250V251H28ZM93 250V251H92ZM106 250V251H105ZM133 250H136L137 251V253H136V251H134L133 252ZM139 250H141V251H139ZM159 250V251H158ZM161 250H163V251H161ZM28 251V252H27ZM31 251V252H30ZM38 251H39V253H38ZM54 251H56V252H54ZM154 251H158V252H154ZM170 251V252H169ZM18 252V253H17ZM35 254H33V253ZM43 253L44 255H42V254H40V253ZM48 253V255H47V253ZM71 252V258H73V259H71L70 260V257H68L67 255H69V253ZM80 252V253H79ZM161 252V253H160ZM164 252V253H163ZM172 252V253H171ZM183 253V255L182 254H178V253ZM166 253V254H165ZM19 254H20V256H19ZM173 254V255H172ZM217 254H219L220 255V257H219V255L217 256ZM217 254H213L212 255V257H214V259H217V257H218V259L220 260H224V259H226L228 256L230 257V254H223L224 255V257L222 256V253H217ZM11 255H13V256H11ZM25 255H27V256H25ZM37 255H39V256H37ZM53 255V256H52ZM215 255V256H214ZM39 257L41 260H42V262H40L41 260H39V259H37V257ZM49 256V257H48ZM81 256H83V257H81ZM172 256V257H171ZM6 257V258H5ZM42 257V258H41ZM48 257V258H47ZM65 257V258H64ZM93 257V258H92ZM158 257V258H157ZM25 258H26V260H25ZM51 258H53L52 260H54L53 262H51ZM84 258V259H83ZM168 258V259H167ZM12 259V260H11ZM36 259H37V261H36ZM47 259H48V261H47ZM56 259V260H55ZM87 259V260H86ZM31 260V261H30ZM72 260H73V262H72ZM108 260V261H107ZM20 261V262H19ZM58 261V262H59ZM65 262L64 263H62V264H67L66 262H67V260H64ZM71 261V262H70ZM88 261H90V263L88 262ZM155 261V262H154ZM17 262H19V263H17ZM28 262V263H27ZM44 262V263H43ZM47 262V263H46ZM50 262V263H49ZM76 262V263H75ZM55 264V263H54ZM56 264H57V262H56Z\"/></svg>", "mask_w": 264, "mask_h": 264}]
</instances>
